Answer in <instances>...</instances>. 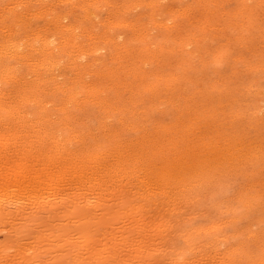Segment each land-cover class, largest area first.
<instances>
[{"label": "rangeland", "instance_id": "rangeland-1", "mask_svg": "<svg viewBox=\"0 0 264 264\" xmlns=\"http://www.w3.org/2000/svg\"><path fill=\"white\" fill-rule=\"evenodd\" d=\"M14 1H16V0H0V8H2V9H0V14H1L0 15V19L2 21L1 20L0 21L3 22V23L0 22V27L3 26V28H5L4 25L7 24L8 25V28H9V29L7 28V25H6V29H8V30H6V31L3 28H0L1 29L0 30L1 31L0 32V36H1L0 37V41H1L0 44L3 43V42L6 44L5 45L6 47H2V48L0 47L1 48L0 51H2L4 49L3 53L0 52L1 54L4 55L3 56V55L0 54V58H1L0 59V67H1L0 71L3 70L4 67L5 68H9L10 66L8 65V63H10L11 67L14 66V69H13V67H12V69L11 68H9V69L11 71H13V72L16 71L15 73L12 72V74L17 75V76H14L15 79H16V81L10 79V81L12 82V84L14 83L13 85L11 84L12 85L11 88L9 87L10 86V82H7V79H5V78H8V77H5V78L4 77H1L0 78V93H1V91L2 92L3 91L5 92V93L2 94L3 98H1L2 96L0 95L1 96L0 99H1V101H4L2 99H5L6 98L5 99V102L6 103L10 102L11 99H12L13 104L16 105V106L13 105V107L15 106V109L17 107V110L19 109V111L23 110L24 113H25L26 120L24 118H21V117H24L23 111L22 112H19V111H16L15 112V109L12 108L13 115L15 113L14 116L16 117L17 114H19V113L21 114L22 113L21 114L22 116L20 114L18 115L21 118L20 119L21 121L24 119L23 121L24 122L26 121L25 123L27 124V122H29L27 118H30L31 117L32 119H29V120H31L30 122H33L34 121L35 124L32 125V123L31 124L28 123L26 125V129H24V130H23V128H20L21 131L23 130L22 133L25 134V138H24V135L22 133H21V136H20V133H18L19 135L16 134V138H15V135L12 134L13 131L6 130V131H8L7 132V134H8L7 137H11L12 136V139H14L12 141L13 143L11 141H8L7 138H2L4 141L7 140L5 142H3L2 140H0V144H4L3 147H2V145H0V149H1V147L3 148L0 151L4 150L3 153L0 152L1 153L0 154V159H2V161L0 160V162L2 163V164L0 163L1 164L0 165V173L3 175L2 176L0 174V178H1V176L2 177L6 176V175H4V174H6L5 171L7 169L9 170L12 166H14L16 164L15 170H13L15 166L13 167V169L9 170V172H11L13 170L12 173H9L8 171H6V172H8L7 173L8 175L10 174L9 178L11 179V181H9L10 179L7 181L5 178H4L5 179V183H4V181H2V179L0 181L1 182L0 183V185H1L0 188L2 187V189H4L3 187H6V186H3V185L6 184V182H7V184H8V182L9 183L10 182L13 183L14 181L16 182V184L14 182V184H15L14 187H13L14 184L7 185L10 188L8 187L7 189H4L3 192H1V195L2 196L0 197V217L2 218V215L4 217L5 216L7 217V215H9V214H7V211L10 214H12V212H13L12 215H14V217H12V215H9L10 217L9 218L7 217L8 220H7L6 217L4 219L3 218L2 219L0 218V220H3V222L0 221L1 222L0 223V227L2 226L0 228V242L1 243H2V241L5 242L6 240L4 241V238L7 239V241L9 239V241H10V242L8 241L9 244H12V245H14V247H17L18 248L17 250L19 251V253H18V251H15L14 250L15 252H17L16 254H18V256L23 255V256H20V257H18L16 255L19 259L15 256L16 261H17V263H16L14 261L15 258L10 257L11 254L8 255V253H10L9 250H11V252L13 254V248L14 247H11L12 245L10 246L8 243H7V245L9 247L6 244H3V246H1L2 248H0V251H1L0 252V254H1L0 256H2L1 259H3V256H4V259L5 260H0V261H3V262L6 261V263H9V264H11V261L15 262L16 264H26V263L27 264L28 263L30 264V262H27V261H31V260H28L26 258L27 257H30L29 255L33 254L36 249L41 250L40 248H36L35 250H32L31 247H33L34 245L32 244L33 242L30 243V241H31L30 238L32 237V235L34 234V232H38L39 231L37 235H41V236H38V238L39 237H42L44 239V241L42 239H40V240H42L45 243H47L45 239H47L48 237H49V239H52V240H54V239L55 240L56 239H58V240L61 239V241L63 240V242H61V243L58 240H56V241H58L59 244L55 240L52 241V243L53 242L55 244L57 243L58 246H54L53 248L51 247V249L49 247L50 250L47 247L50 246V243H51L50 241L51 240H47V241H49L47 243L49 245H47V247H45V248H47V250H45V249L43 250L42 249L43 252L44 251H51L52 250L55 253L54 252L53 253L50 252V253L51 254H56L57 251H58V249H59L60 251L62 250L61 252L58 251V254L60 253L59 257H61V255H62L61 253H65V255L63 254L64 256L62 255V257L61 258H58V259L56 258L58 256L54 257L56 259H54V258L52 259V258H49L48 257V256H50L49 255L50 253L44 252V253H48V254H44V253H40L39 252L38 255H42V256L44 255L45 258L44 259L43 258H40L42 256H38L39 257L38 258L36 255L35 256L32 255L30 257L32 259V261L35 262L33 259H35V260L38 259V260H36L37 264L38 263L39 264H44L45 262L44 263H42V262L43 261H46V259H48V260H51L53 262V264H54V261H57L58 260L57 262H59V261H62L61 259H64V261H62V263H59V264H71L72 263L71 261H70L71 263H69V262L65 261V258H63V257H65L67 255L66 258L69 257L68 259L71 260L70 259V256H71L70 254L74 253V251L76 252V249L79 250L78 243H76L78 246L75 245V242H79L78 241V238L75 237L76 239H74V238H73V240L71 239L72 237H74L75 233H77V231L75 229V225H73L72 220L73 219H76V221H74V222H75V224H77V223L80 222V221L79 222L77 221V220H79V218H80L81 221L83 219H85V217H87V215H89V216L91 215L92 218H93V216L95 215V212L97 213L99 211V210L96 211V209H98L99 207L98 208L91 207V208H94V210L92 209V213L94 215L91 213V211L89 209L86 211V209L87 208H90V207H88V205L87 206H84L85 205L84 202H86L89 197H90L89 199H92L91 201H95L94 197H99L100 198L101 195L102 196L103 195H106V196H103V197H107V199L104 198V199L107 200V201L106 200H103L104 202L105 201L108 202L109 199H112L113 200L115 198L118 199V200H116L118 202L119 201V196L121 194L120 198L122 197V199H120V201L121 200H124L126 203L124 201L123 202L121 201V202L124 203L125 205H127V202L128 203L130 202V205H132L133 204L132 201H134L135 204H133L132 206L135 205L136 208L133 211H137V212L140 211V213H141V210H144V209L147 210L149 208L148 212L150 211L149 213H151V214H148L147 211H146L147 212V214H146L144 212L145 210L142 211L143 213H141V214H143V215H141L143 219H145L144 217H148V219L150 220V218H149L148 215H151L150 217H153L152 218L153 221H151V222H147L146 220H148V219H146V220H143L142 219L143 220V223L145 221V223L147 224L146 225L144 223L146 226H148V223H149V225H151L152 222H154L153 224L155 225V222L156 221H158L160 223V219H161L160 217L162 215H164L165 218L164 217L162 218L161 223L162 222H165V220L167 219L166 220V224H168L167 222L170 220L169 221L170 222L169 225L171 224V226H169V227H172V225L174 224V226H173L174 228L172 227L173 229H171V228L169 229L168 225H165L164 223H162V224L160 223L161 226H164V227H161L158 224V222L156 224H158V226L160 228L157 229L158 228L157 226H154L153 228L156 229V232L158 230H160V229H165L164 231H166V233L168 235L165 232L163 233V231L161 230L162 231V236L163 235H167L168 237H170V236L171 237H174V238L175 237L176 238L178 237L177 239L176 238L175 239L172 238L173 240H175V242L173 241L174 242V246H171V244H169L171 242L170 240H172V239H169L168 237H165V236H163L162 239H160L161 238L160 237L161 236L160 235L161 233H159V232H161V231L157 232L160 236L159 235H156V237H155L156 240L155 239L152 240L153 237H154V235L149 238L150 240L148 238L146 240L145 238L146 237H149V234H152V231H150L151 233H149L148 236L143 237V236H145L149 232V230L147 228V230H148L147 233L142 236L145 240H141V237H140V239L138 240L137 243H136L137 240L134 241V240H132V238L130 239V241L132 240V242H129L128 241L129 244L130 243L133 244V247L136 246L135 247L136 250H134V249L132 250L133 247L130 244L131 245V249L130 250H132V254L130 256V254L127 255V253H131V252H128L129 251L128 248H130V246H126L128 243H126L125 241L124 242L126 243V245H125V243H122L121 246L123 247V249H122L123 251L122 250H119V249H118V251L117 250L115 251V249H117V247H116L117 245L115 246V244H118V243L120 244V241L121 240L119 238H118L119 240L118 239L115 240V238H114L115 236L114 237L111 236V232L109 233L110 234V236H109L110 238L108 239V238H106L107 236H105V233H107V235H108V231L107 230H109V229L112 230L113 227L115 228V227H117V225H119V228L122 229L121 233L123 232V235H124L123 237H127V234L126 233L128 232V230L133 226L132 227L133 229L131 228L129 231H131V230H134V231H132L131 233L130 232L128 233V234L131 235L132 233L136 232L137 227H135L134 226V223H133L132 226H130V227H128L129 225L127 226L129 229H126L127 227L124 228V224H130V221H133V220H130V219H132V217L131 218L129 217L130 219L128 218L130 221H128V219H127V221H125L126 223L125 222L123 223L122 221H124L127 218V216L124 215V217H123L122 215H120V217L122 219V221L120 222V224L118 223L120 221V220H118V218H120V217L119 216L117 218L114 217L111 220H108L107 221L109 223L108 227L105 225L107 222L104 225H102V227H103L102 229H104V232L105 233L103 232V230H102L103 233L101 231L98 232V230H97L98 228L96 229L97 232H95L96 233L95 234L96 239L99 238V237H103V239H105L104 241H107L106 239H108L107 243L111 242L109 240H111L112 239L111 237H113L114 242L112 241V243L114 245V249H113V245H111V243L110 244L104 243V241H103L102 238H99V239H102L103 242H101V240L98 239L99 241L98 242L95 241V244L94 245H97V246H99L101 244H106V246L109 245L110 248L107 246V248H108L107 252H108L109 255H112L113 253H118L119 251H121L120 254L122 252L123 253L126 252L125 254L129 257V259L125 258L126 260H128V261L125 260L126 263H125V261L122 260L123 259L121 257L122 255L120 256L122 259L121 258H118L119 257L118 254H116V256H114L115 254L112 255L114 257V260L117 259V261H118V259H121L119 261V263H121V264H136V263L137 264H142V262H143V264H178V263H180V264L183 263L184 264L187 261H188L187 263H189L190 262L189 259L190 260H195V261H191L189 264H193V262H195L194 264H197V263L199 264V263H202L201 261H204L203 258H202L204 256H207V258H204L205 261H211L212 260L211 261V264L212 263L214 264L215 262H217L216 264H218V261L221 259L220 257H222V255H223V252L221 253L219 250L221 249V251H224L225 252L226 250H224V249H227L228 250V248L230 249V247L234 250L233 251V254H232V257L233 256L235 257L236 253L238 252L237 254L239 256L238 257L237 256L235 257L236 258L235 260L237 261L236 263L241 264L243 262L242 264H249L252 261L260 260L261 262H259V264H264V237H263V234H264V36H263L264 35V15H263L264 14V0H146V2H145V0H107V1L106 0H90V1H88V0H72V1H70V0H66V1L65 0H47V1L41 0V1H39L38 0L39 2L34 0L36 3L34 1L32 2V0L31 1L29 0V2H28V0H25L29 4H27V2H25L24 0H22V2H20L21 0L20 1L18 0V2H15V4H14ZM44 1L46 3H44ZM91 1H94V2H91ZM8 2L9 3L10 2L12 3V4L10 3L12 5V7H11V5ZM30 2L32 4H30ZM50 2H52V3H50ZM63 2H65V3H63ZM7 4H8V9H7ZM1 5H3V6H1ZM77 5H79L80 7L77 6ZM49 6H51V7L49 8ZM180 6H181V8H180ZM186 6H188V7H186ZM9 7H11L10 10H9ZM4 8H6V10H4ZM28 8L30 10H32V12H34V10H36V8H38V9L36 10L37 12L35 14L31 13V11H30L31 14H29V9ZM43 9H45V10H43ZM2 10H4V11L1 12ZM12 10H14L15 12L12 13L13 12ZM16 11H17V15L18 16L16 15ZM191 13H192V15H191ZM25 15H27V16H25ZM89 15H90V17H89ZM6 16L9 19L7 18V20H6L5 19ZM13 16H16V18L13 17ZM52 17H54V18H52ZM58 17H62V18H58ZM54 20L57 23L62 22V24L61 23L60 24L62 26L64 24V26H63L64 29L68 25H69V27L66 28L65 30H63L62 26L57 28V25H60V24H56L55 22H53L54 23L53 24L52 21H54ZM5 21H7V23ZM15 21H17V22H15ZM58 21H60V22H58ZM159 21H161V22L163 21V22L161 23ZM111 22H113V23L111 24ZM69 23H71V25ZM72 23H74L75 25H73ZM21 24H23V25L21 26ZM25 24H27V25H25ZM28 24H30V25H28ZM159 24H161V25H159ZM11 25L14 27L15 30L12 29V26ZM47 25L50 26V27H48ZM72 25H73V27H72ZM78 25H80V26L78 27ZM213 26H215V27H213ZM41 27H43V28H41ZM45 27L48 30V32L46 31V34H45ZM53 27H55L54 31H53ZM86 27H87V29H86ZM209 27H211V28H209ZM70 28L72 30H69ZM82 28H84L86 31H88V34ZM30 29L32 31H33V29H35L33 32L31 31L33 34L29 33L30 32L29 31ZM77 29L78 30L81 29V30L80 31H76ZM40 30H42V31H40ZM56 30H57V32H56ZM82 30H84V31L82 32ZM3 31H5V32H3ZM11 31H12L13 34L11 33ZM15 31L18 32V33L20 32V33L18 34ZM24 31H25V33H24ZM38 31H40V32H38ZM63 31H67L68 33H70V32L72 33V31H73L74 33L68 34V33L63 32ZM136 31H137V33H136ZM10 33H11V35H10ZM27 33L29 35L31 34L33 36L31 37V35L29 36V35H27ZM36 33L39 34V35H36L38 38L34 35ZM47 33L48 34L51 33L52 35L51 34L48 35ZM59 33H60V35H59ZM90 33L92 34V36L90 35ZM14 34H16V35H14ZM56 34L58 36L55 38L56 39L55 40L53 38L56 36ZM8 35H10V36H8ZM47 35H48V37H47ZM63 35H65L66 37L67 36H69V37L67 39L64 37L66 39V42H65V39H64V42L65 43L62 44V42H63L62 41L63 40V38H62ZM70 35H72V37H70ZM4 36H6L7 38L8 37L9 38H12L13 37V39H9V40H11V42H9L7 39H5L6 37H4ZM18 36H20V37H18ZM24 36H25L26 39L28 38L27 41H26L25 38H23ZM76 36L78 38L81 36L80 38L82 40L80 38L77 39ZM14 37L17 39L16 40V43H15V38ZM60 37H61L62 40L60 39ZM30 38H31L30 43H28ZM33 38H34V40H33ZM40 38H42L43 40L40 39ZM46 38H47L48 41L51 39L50 40L51 42L50 41L48 42L46 40ZM92 38L93 39L95 38L94 41H93ZM103 38L108 39V40L105 41V39H103ZM21 39H25V40L23 41ZM58 39H59V42H58ZM32 40H33V42H31ZM38 40H40V41H38ZM67 40L70 43H68ZM71 40H73L75 42H71ZM78 40H80V41H78ZM6 41H7L8 44L6 43ZM17 43H20V45L18 46ZM32 43L35 44V46H37L39 49H36L37 47H35ZM44 43H47L48 46H46ZM72 43H74V44H72ZM75 43H76V45H75ZM26 44H28V45L31 44V46L30 45L27 46ZM43 44L45 46L44 48H42L43 47L42 46ZM70 44H72V45H70ZM80 44H81V48L79 46ZM8 45H10V46H8ZM11 45H12V47H11ZM13 45H15V48L16 49L13 48ZM74 45H75V48H74ZM82 45L83 46L85 45V46L82 47ZM39 46H41V48L43 49V51H45V53H43L42 49ZM52 46H53V48H52ZM78 46H79V48L81 50H82V48L83 49H88L90 47L88 49L89 52H90V49L91 48H93V49L91 50V53H89L87 50H86L87 52H85V50H83L84 52L83 51L81 52V50H79ZM54 47H55V49H54ZM85 47H88V48H85ZM17 48L20 49V50H18ZM21 48L23 50H21ZM56 48H57V52H56ZM139 48L141 50H139ZM51 49H52V51H51ZM59 49H60V51H58ZM69 49H71L70 50L71 53H70V51H67ZM15 50H16L17 53H20V52L21 53L17 55V53L15 52ZM75 50L76 51L79 50L82 54L80 52H75L74 53ZM41 51H42V53H40ZM54 51L56 53H58V52L59 53L56 54V53H54ZM4 52H6L7 54H5ZM11 52H14L15 54L13 55V54H11ZM22 53H24L25 55L27 54V55L24 56V54H23V56H22L21 55ZM51 53H53V55H51ZM67 53H68V55H67ZM77 53H79V54H77ZM10 54L14 58L10 57ZM44 54L46 55L45 58L43 57V56H45ZM70 54L73 57H75L73 61L77 62L74 65H73V63H75V62H73V61H72V63L70 62L73 59V57ZM86 54H87V56H86ZM66 55H67V57H66ZM1 56H3V57H1ZM17 56L20 59H21V57H23V58L20 60ZM36 56H38V57H36ZM51 56H52V58H51ZM53 56H56V57H53ZM59 56H61V57H59ZM77 56L79 58V59L77 58L78 61L76 60V57ZM16 57L18 59H16ZM24 57L25 58L26 57L29 58V60H30V61L28 60L29 63L27 62V59L24 60ZM40 57H41V61H43V63L45 62L44 60L48 61L47 64L44 65L45 67L43 66V64H38V63H37V65L34 64V61L36 59L38 60ZM57 57H58V59L60 58L59 60L57 59L59 62H57V60H55ZM63 57H65V58H63ZM71 57H72V59L70 60L69 58H71ZM34 58H36V59L35 60H32ZM53 58H55V59H53ZM81 58H83V59H81ZM2 60H4V61H2ZM7 60H9V61L11 60V61L9 62ZM16 60H19V62L17 61L18 63H16ZM50 60H51V62H50ZM68 60H69V62L71 64H65V62L67 63ZM12 61L14 62V64L15 63L16 64L14 65L12 63ZM54 61L57 64H54L53 65V62ZM84 61H86V62H84ZM23 62H25V63H23ZM5 63H7V65L9 67L8 66L6 67L5 66L6 65ZM50 63H51V65H50ZM28 64L29 65H32V66H34L36 68L38 67V68L37 69H35L34 67L31 68V66H29ZM63 64H65V65H63ZM80 64H82V65H80ZM84 64H86V65H84ZM157 64H159V65H157ZM19 65H21V66H19ZM39 65L40 66L42 65V67L40 68ZM47 65H50V66L47 67ZM52 65H53V67L50 69L49 67H51ZM19 67H20V70H18ZM59 67H61V68H59ZM64 67H66V68H64ZM79 67L81 69H84V70H82V72H84V73L81 72V70H80ZM45 68L46 69L48 68L50 70H53L52 72L49 70L51 76H52L53 73H55L57 76L55 75L54 77L53 76L51 77L49 74H47L48 71L46 72L45 71L46 70ZM55 68H56V70L57 69L58 70L56 71ZM88 68H89V71H88ZM30 69H32V70H30ZM38 69L39 70L40 69L41 70L43 69L42 70L43 72L42 71L40 72ZM59 69H61L62 72ZM21 70L24 71V72H21ZM75 70H76V73H74ZM90 70L91 71L93 70L94 72L92 71L93 73H91ZM173 70H175V71H173ZM25 71H26V73H25ZM35 71H36V74L38 76L34 73ZM69 71H71V72H69ZM78 71H80L79 72V75L80 76L82 75L81 77L80 76H77L76 77V75H78ZM98 71H99V75H98ZM28 72H31V73H29L31 76L28 74ZM57 72H59V73H57ZM67 73H69L71 75V77H69L70 75L67 74ZM122 73L124 75H122ZM66 74H67V76H66ZM172 74H173L174 77L170 76ZM21 75H22V77L24 79H22L21 77H19ZM85 75H87V76H85ZM39 76L40 77L42 76L43 79H46L47 78V80L49 78H51L50 81L48 80L49 81V84H48V81L47 80H43V79H42L43 80L42 81L43 83H42L40 81L41 78ZM57 78H59V79H57ZM71 78H73V79L71 80ZM82 78H84L83 79L84 81L82 80ZM18 79H19V82H18ZM25 79H26V81H25L26 84L24 82ZM61 79H62V81H61ZM76 79H77V81H76ZM87 79H88L87 85L90 84L88 87H87V85H85ZM100 79H101V81H100ZM33 80H35V82H37V84L40 85V87H37V84H35V82L33 83ZM29 81H30V83H28ZM90 81L92 83H95V84H92ZM6 82H7V84H6ZM22 82H23L22 88H20L19 90H17L18 96L19 97L22 96V97L19 98L17 96V93L15 92L16 86H17L15 84L18 83V85H22ZM67 82H68V84H67ZM82 82L84 84H82ZM3 83H4L5 86L3 85ZM63 83H65L64 84L65 86L63 85ZM100 83H101V86H100ZM43 84H44V86H42ZM14 85H15V87H14ZM48 85H49V87H48ZM53 85H55V86H53ZM152 85H153V87H152ZM30 86L33 87V88H31ZM84 86H86V88ZM5 87H7V88L4 89ZM12 87L15 88V89H13ZM28 87H30V88H28ZM43 87H45V88H43ZM55 87H56V89H55ZM41 88H43V89H41ZM51 88H53L52 89L53 91L50 92ZM64 88H65V90H63ZM27 89H30L31 90V91L29 90L30 91V94H29V92H27ZM48 89H49V92H48ZM87 89H88V92H87ZM102 89H103V91L100 93V91ZM164 89H165V91H164ZM9 90L11 92H8ZM42 90L43 91L45 90L46 93H45V91L43 92ZM61 90L63 91V93L61 92ZM73 90H74V92L75 91L76 92L77 91H80V92H77V94H78L77 95L76 92L74 94ZM6 91L9 94L13 92V94L12 95L10 94V96L7 97L9 94L7 93L8 94L7 95L6 94ZM19 91H22L25 95L28 94V97L26 95V99L29 98L31 100H29V99L28 100H25V98H24L25 95L22 92H19ZM35 91H36V93L34 94ZM39 91H41V92H39ZM89 91H91V92H89ZM95 91L97 92V94L95 93ZM84 92H85V94H84ZM104 92H105V94H103ZM19 93L20 94L22 93V94L19 95ZM40 93H42V94L44 93V94L42 95ZM52 93H53V95H52ZM56 93H59V94H56ZM79 93H80V95H79ZM5 94L7 96H5ZM37 94H39V95H37ZM70 94L71 95L73 94V95L71 96ZM83 94H84V96H83ZM87 94L90 95L91 98L88 96L90 99H92V97L93 98L98 97V99L96 98V99H92L90 101V99L89 100L86 99V98H88V97H86ZM30 95H31V97H30ZM33 95H34V97L32 99V96ZM63 95H68V96L63 97ZM51 96H53V97H51ZM48 97H50V100H46V99H48ZM67 97H68V99H66ZM76 97H78V98H76ZM100 97H101V99H100ZM107 97H108V99H106ZM18 98H19V100H18ZM37 98H39L40 100L43 99L45 101L41 100L42 101V103H41L39 101V99H37ZM63 98L66 99L65 102L64 101H61V100H64ZM20 99L22 101H20ZM74 99H75V102L78 101V100H82V102L85 101L84 102L85 103V106L82 105V104H84L82 102H80V103L79 102H76V106H75L74 105L75 104ZM83 99H85V100H83ZM36 100H38L39 102L36 101ZM51 100H52V102H51ZM68 100L70 101V103H68L69 102ZM14 101H16V102H14ZM47 101H48V103L45 104V102H47ZM22 102H24V103L22 104ZM62 102L64 104L61 106ZM96 102L98 104H96ZM99 102H100V104H99ZM102 102H103V104H102ZM39 103H40L41 106L39 105ZM65 103H67L68 105L67 104L65 105ZM31 104H34V105L31 106ZM18 105H20V106H18ZM45 105L48 106L47 107L48 109L46 108ZM54 105H56L57 107H59V106L60 107L57 108ZM87 105L90 106V107H88L90 109V111L86 109L87 108ZM62 107H63V109H62ZM105 107L108 109V112L105 109ZM36 108H37V110L39 109V111H37ZM40 108H42V109L40 110ZM82 108H83V110L84 109L85 110L83 111ZM31 109L33 110V112L30 111ZM69 109H71V111H69ZM192 109H193V111H192ZM26 110L27 111L29 110V113ZM44 110H46V111H44ZM63 110H64V113L65 114L63 113ZM114 110H117V111H114ZM0 111H1V108H0ZM52 111H54V112H52ZM55 111H56V114L58 113L57 116L55 114ZM86 111H87V113H85ZM36 112H38L39 114L38 113L36 114ZM62 113H63V115H62ZM72 113L74 114L73 115L74 117L71 116ZM76 113H77V115H75ZM106 113H108V114H106ZM66 114H68V116H66ZM80 114H81V116H80ZM0 115H1L0 116V119H1L0 120V123H3L2 122L3 121L2 118L4 117V112L1 111L0 112ZM2 115H3V117H2ZM47 115H48V118H47ZM58 115L60 116V118H59ZM35 116H37V117H35ZM38 116H40L39 120H38ZM51 116H52V118H51ZM144 116H146V117H144ZM54 117H55V119L57 117V119L55 120ZM43 118H46L47 120L46 119L43 120ZM61 118H63V119H61ZM64 119L67 120V122L63 121ZM72 119H74V120H72ZM54 120L56 121V123H55ZM59 120H61V122H58ZM77 121L79 122V124H78ZM109 121H110V123H109ZM42 122H43V124H42ZM57 122L60 123V124L58 125ZM64 122L66 124H64ZM51 123L54 124V125L52 126ZM67 123H68V125H67ZM41 125H42V127H40ZM43 125H45V127L47 126L48 129L45 128ZM75 125H76V127H74ZM103 125H105V127H103ZM106 125H108L109 127H107ZM27 126H29V127H27ZM31 126L32 127H35V128L32 129V128H30ZM62 126H63V128H61ZM1 127L4 128V124H0V130L3 129ZM37 127H38V129H37ZM43 127L46 129V131L48 130L47 132L53 131L54 128H52V127H55V130L53 132H56L57 129H58V131L55 134H57L59 132V135H60V133L62 132L61 135L63 137H61V135L58 137V138H60V137L62 138L61 142H64V136L66 138L67 137L66 136L67 133H68L67 135H70V136L73 135V136H75V133L77 131H79L80 134H81L82 131L84 130L83 135L81 134L80 137H81L82 141H83V138H84L82 136H86V137L84 138V141L82 142L81 140H79L80 137L77 135L79 133H76V137H74V140H75V138H78L77 140L74 141L72 139L73 136L72 137H69L70 140L68 138L69 141L68 140H65V142H64V143H66L65 144V147H64L65 151L68 150V148H69L68 146H70L68 152L66 151L67 154L69 153L68 155L65 154L66 152H64V149L61 150V151H59V152L56 151V153H54L55 151L52 152V150H51L48 153L47 151L49 149V146H51L53 144V141H52L51 145L50 144L48 145V143H50V141L48 143L46 142L47 145H48V147L45 145L46 147L44 149L47 148L45 151L48 154L46 152H44L45 157H43L44 156L43 154H42V156L40 155V157H39V153L41 154V152H42L41 151L42 149H40V148H42L44 144L40 142L41 143V146H40L39 141L38 142L35 141V142L38 143V144L37 143L35 144L34 140H32V143H30L31 142V139H35V137H37V136H34L33 138L32 137H27L26 136V132H28V130H30L29 132L31 133V129H32V132H33V130L36 131V132L34 131L36 134H32V135H37V134L41 133V135L44 134V137H47L49 134L47 136H45L47 134V132L44 131L45 129H42ZM50 127H51V129H49ZM69 127H71L72 129H69ZM113 127H115V128H113ZM27 128H30V129H27ZM80 128H82V129H80ZM103 128H104V132H103ZM106 128L107 129L108 128L109 129L111 128V130L113 129V131H111L109 129H108V131H105ZM116 128H117V131L119 129L121 130V131H118L120 134L117 131L115 132ZM133 128H135V129H133ZM62 129L64 130L65 134H63L64 132H63ZM196 129H198V130H196ZM74 130H76V131H74ZM109 131H111V132H109ZM45 132H46V134H45ZM69 132H72V133H69ZM105 132L106 133L108 132L107 135L105 134ZM112 132L113 133L115 132V133L112 134ZM94 133H96V134H94ZM101 133H104L105 136L103 134H101ZM146 133L149 134V135H147ZM138 135L140 136V139H137L139 137ZM51 136H53V135H51ZM89 136H91V137H89ZM98 136H99V138H98ZM106 136H108V139H107ZM111 136H114V137H111ZM116 136H118V137H116ZM149 136L151 138H149ZM87 137L89 138V140H88L89 142L87 141V139H88ZM109 137H111V138H109ZM21 138L22 139L24 138V140L25 139L27 140V138H28L30 140V141L28 140V142L30 144L28 145V142L27 141L25 142L24 140L21 141V143H20V140H22ZM97 138L100 139V141H102V144H101V142ZM144 138H149V139H146L147 141H149L148 142V145L147 144L146 145L144 144V142L145 143L147 142L146 140H143ZM12 139L10 138L9 140H12ZM15 139H16V142H15ZM112 139L113 140H117V141H114L115 142L114 143ZM134 139H137L139 142L143 140L144 142L143 141L140 142L141 143V145H140V144H138V141L137 140H134ZM18 140H19V142H17ZM97 140L100 142L99 144H98V141ZM105 140L106 141L108 140L107 141L108 144L106 143ZM120 140L121 141H125V143L122 142V144H120L121 143ZM126 140H127V142H126ZM128 140L130 142H132L131 140H133V142L130 143ZM153 140H154V142H152ZM77 141H78V143H76ZM92 141L95 142V143L97 142V143L95 144ZM6 142H10L11 146L8 143H6ZM104 142L106 144H104ZM128 142L131 145H129ZM25 143H27L26 146L24 145ZM68 143H69V145H68ZM7 144H8V147H6ZM82 144H84V145H82ZM109 144L111 146H109V150H108V147H104V146L105 145L108 146ZM112 144L113 145L115 144L114 145V149H113V145ZM123 144L129 145L128 146L129 148H126L127 145L125 146L126 151H128L129 153H130V150L133 149V151H134L136 149L137 152H133V151L132 152H133V154H135L134 157H139V158H134L132 156V152H131V154L124 153L126 151H124L125 149H124V147H122V146H124ZM151 144H153V146H151ZM250 144H252V145H250ZM13 145H14L15 148L12 147ZM30 145H32V147ZM37 145L39 146V149H40V150L38 149L39 152H37V148H38ZM72 145H74V146H72ZM136 145L138 147H136ZM139 145H140V147H139ZM23 146H25V147H23ZM27 146H28V148L30 147V149H31L29 151H32L34 153H35L34 147L35 146L37 147L36 148V153L38 154L37 155V158L39 157L40 159H42L39 162L40 164L37 163L39 161V159L37 160L35 158L36 157V153H35V155H33L34 153L32 154V152L27 151V149H28ZM75 146L78 147L77 149H79V150H84L83 152L86 155H87V152H85V151H86L87 148L90 147L89 149H87V151L88 150H91V153H89V151H88V154H90V155L92 154V149L94 148L93 149V152L95 151L96 152L95 155L98 154L97 155L98 157L101 154V150H104L105 149L104 152L107 154L105 159H107V160H104L102 157H100V159H102V160H99L98 159V161L99 162L102 161V162L101 163H98V161H97V158L98 157L95 160L92 157V160L90 159V161H92V163H91L88 160L89 157H90V155H88V156H85L84 155V157H88V159H87L88 162L85 165L88 164L89 167L91 165L92 166L90 168H88V166L87 167L86 166H83L84 169L83 168L81 169L80 168L81 166H79L78 169L77 168H74V169H77V171L79 169H81L82 170V174H80L81 173L80 170L78 171L79 172L78 174H76L77 172H75V170L73 171L75 173H73V172L71 173V170H73V168L71 169V167H70L68 169L67 167H69L70 165H72L71 163H73V162H71V159H73V157H71L72 156V153L70 152V149L77 150ZM79 146H81V147H79ZM146 146L148 147V150H147V147ZM160 146H161V148H160ZM171 146H173V147H171ZM236 146H238V147H236ZM4 147L7 148V150H9V151H7V150L5 151V148ZM21 147H22V149H21ZM101 147H102V149H101ZM115 147H118V148H115ZM170 147H171V149H174V150L171 151ZM10 148L13 149V150H15L16 153L19 152L20 149H21V151H20L21 153L19 152L21 155L18 154V153L16 154L13 150H10ZM23 148H25L26 151ZM80 148H82V149H80ZM122 148H123V150H121ZM144 148H145V150H144ZM149 148L155 149L156 151L155 150L152 151ZM229 148H230V150H229ZM111 149L113 151H112V153L110 152L111 154L109 155V151H111ZM116 149H120L121 151L120 150L118 151ZM138 149H142V150L141 151L139 150L140 152H138ZM226 149L229 150V151H227ZM23 150L25 152H23ZM97 150H98V153H97ZM158 150H159V153L160 154L157 152ZM220 150H223V151H220ZM244 150L249 152V155L247 154L248 157L245 154V153H248V152H245ZM114 151H117V153L116 154H113ZM122 151H123V153H122ZM149 151H152V152H149ZM27 152L30 153L29 154V157L31 156L33 159L35 158L34 161H33V159L31 157L28 160L29 157L27 156L28 155ZM50 152H52L54 154L52 155V153L50 154ZM60 152L63 153V157L61 156L62 153L59 154ZM104 152H102L103 154H101V156L105 154ZM118 152H120L121 155L120 154L118 155ZM144 152H149V155L146 156L148 153L143 154ZM233 152L234 153H237V154H233ZM12 153H14V154H12ZM70 153H71V155H70ZM152 153H153V155H151ZM231 153H232V156H231ZM140 154H142V155H140ZM154 154H155V158L153 157ZM211 154H212V156H211ZM220 154H222V155L220 156ZM51 155H52V157H50ZM54 155H56V156H54ZM77 155H79V154H77ZM95 155L93 153V156H95ZM111 155L114 157V158L112 157L113 159H116L115 158L116 155H118L119 158L127 155L128 156L127 157L128 158L127 159L128 161H126L127 164H126L125 161H123L125 159H122L121 160V158H120L119 161L120 160H121V162L123 161L122 162L123 165H122L121 162L117 161L118 160V158H117L116 159V162L120 163L121 164L120 166L122 168V169L119 168V170H118V168L116 166V162L114 161L115 163L112 164L113 163V162H111V161H113V159H112V160H110V162H111L110 163V166H108V168H110V169H107V163H109V158H107V156H111ZM129 155L132 156L131 157V160L132 161H134V159H135V165L134 166L132 165L133 168H134V170L132 169V166H131L132 161L129 159V157H130ZM162 155H163V158L161 157ZM233 155H237V156H233ZM1 156L2 157L6 156L4 158L5 160ZM26 156H27V158H26ZM60 156L62 157V159L65 158V156H66V158H69L70 157L69 158L70 161H66V158H65V160H63V161H65V164L66 165H68L69 162H70L69 166H66L63 162H62L63 164H60L61 163L60 162L61 159H60V161L58 159L55 160L56 158H60ZM8 157L10 158V160H8ZM22 157H24V159ZM54 157H55V159H54ZM79 157H82V156L79 155ZM142 157H147L146 159H148V160L155 159V160H151V163L153 162L152 163L153 165L155 163H157L156 165H154L155 167H157L156 168L157 169L156 172L154 171L152 173V171L155 170L154 166L152 167V164L150 162H149L150 164H148V162H143V161H148V160H146L145 158H142ZM148 157L151 158V159H149ZM181 157H182L183 160L181 159ZM44 158H46V159H44ZM48 158H50V159H48ZM192 158H194V159H192ZM238 158H239V160H238ZM13 159H15V160H13ZM26 159L28 161H26ZM52 159H53V162H49V161H52ZM136 159H138V160H136ZM16 160L18 162L20 161V163H18ZM93 160H94V162H93ZM3 161H5V162H3ZM11 161H14L13 162L14 165L12 164ZM29 161H31V162L29 163ZM44 161L46 163L48 162V164H46ZM95 161H97V162H95ZM103 161H104V163H103ZM138 161H141V162H138ZM32 162H34V164L37 163V165L39 164V166L42 165V166H40L41 167V171L44 170V172H45L44 174L45 175H46V171L49 172V173H47L48 174V178H46L47 175L44 178H43V176H41V174H43V172L42 173L40 172V170H39L40 167L37 166L39 169L37 168L38 170L35 171V169H36L35 166L36 165H34ZM161 162H162V164H161ZM184 162H186V164ZM187 162L190 163V164L188 165ZM210 162H211V164H210ZM23 163H26V164H23ZM93 163H95V164L97 163V164L96 165L94 164V166H93ZM118 163H117V165H119ZM129 163H130V166H131V168L129 166V168H130L129 171H132L134 173V171L137 170L136 173L132 174V172L131 173L130 172H126L127 169L125 167H123V166L129 165ZM142 163L147 164L146 166L148 168H144V169L141 168ZM193 163H195V164H193ZM229 163H231V164H229ZM249 163H250V165H249ZM8 164H9V166H8L9 168L7 167V169H4V174H3L2 173L3 172V168H5L4 165L7 166ZM43 164H45V165H43ZM56 164H58L61 167L63 165H65L63 167L64 169H61V167L59 168V170L61 169L59 173L56 172V170H57L56 169L57 168V165ZM78 164H80V163L78 162ZM101 164H103L104 166L106 165V167H104V168H103V166L101 167ZM111 164L114 167L116 166L115 168H117V169H114L115 172H113V171L112 172H109L108 171V170H111V169L113 170V168H114ZM132 164H134V162ZM144 164H143V166H144ZM163 164H165L166 166L165 165L163 166ZM18 165H21V166H19L17 168ZM48 165H50V169L48 168L49 167ZM97 165L99 167H101L102 170L99 167H97L98 169H96V166ZM149 165H151V166H149ZM43 166H44V168L46 166V168L43 169ZM111 166H112V168H111ZM120 166H118V167H120ZM138 166H140V168H141L140 170L141 171H142V169L144 170V172H142L143 174L141 173V171H139V174L137 173L138 172V168H139ZM159 166H161L163 168H161ZM229 166H231V167H229ZM232 166H234V167H232ZM26 167H27V169H26ZM136 167H137V169H136ZM23 168H25V170ZM65 168H66L67 171L70 172L69 173L70 175H68V173L65 172ZM123 168L126 169L125 170L126 174L127 173H130V175H131L130 176V180L131 181L128 180L129 175H127V176H124L123 175L125 173V172L124 173L122 172L124 170ZM127 168H128V166H127ZM150 168H151V170H149ZM18 169H20V170H18ZM92 169L93 170L95 169L96 171L95 170L93 171ZM103 169L105 171H108V176L105 175L107 177L103 176L104 175V172H105ZM120 169H121V172L122 173L119 172ZM146 169H147V173L148 174L151 171L149 175H152L153 174L152 176H150L152 178L156 174L159 175V176L157 175L158 178H157V176H155V179H153V181H155V180L158 179L157 181H155L156 183L155 182H152L151 183L152 179L151 180L149 179L150 181L148 182L147 181L148 179L146 180L143 177V176H146V172H145ZM87 170L88 171L90 170V172H92V173L88 172ZM97 170H99V171H97ZM100 170H101L102 173H100ZM230 170L232 172L230 174H228L227 172H230ZM15 171H18V173L15 172ZM51 171H52V173H51ZM180 171H182L183 173H181ZM19 172H21V174ZM61 172H63V173H61ZM84 172H85V175H87V173H90L91 175L88 174L87 176H83L84 175ZM64 173H66V175L69 176V178H70V176L72 177L74 175H76V178H77V179H74L75 176H74V178L72 177L74 179V180H72L73 183H71L68 186H65V188H64V185H67L68 183H70L72 181L68 177L66 179H64L66 177V175ZM109 173H111L112 175L110 174V176H109ZM114 173L116 174V176L114 175ZM119 173H121V175ZM178 173H180V174H178ZM187 173L188 174L190 173V174L187 175ZM18 174H20V176ZM39 174H40V176H38ZM56 174H58V175L61 174L60 175L61 177L59 176L60 178H58V176H57V178H56ZM93 174L94 175L96 174V175L93 176ZM97 174H99V175H97ZM100 174H102V175H100ZM117 174H118L119 177L117 176ZM141 174L143 176H141ZM169 174H171L172 176L169 175ZM174 174L175 175L177 174L179 176L181 175L182 178L185 175V178H184L185 180L179 177V180H180L179 181L178 178H177L178 177L177 175H176L177 177H173ZM8 175L6 176L7 179H8ZM11 175L13 176L14 180L12 179ZM22 175H23V177H22ZM27 175H28V178H27ZM31 175H33V176L31 177ZM35 175H37L38 177H41L43 180L41 178H37ZM133 175H134V177H132ZM136 175H137V177L140 175L141 177H138V178H140L141 180L138 179L136 177ZM15 176L16 177L19 176V178L17 177L18 178L17 179V178H15ZM54 176H55V178H53ZM82 176L84 177L83 179H85V180H82L81 179ZM100 176H102L103 178H101ZM195 176L197 177V179H196ZM93 177L96 178L95 180L97 182L96 181L94 182V180L93 181L92 180H89V178L90 179L91 178L93 179ZM98 177L100 179L97 180ZM109 177H110V179H109ZM114 177L117 180H115ZM163 177H164L165 181L167 180L168 186L166 185V183L165 184L163 183L164 186L163 187L162 186L159 187V185H157L158 184V181H161V179ZM169 177H170V180L171 179L173 180V178H174V182L173 183H172V180L171 181L169 180L170 182L168 181ZM78 178H79V181H78ZM118 178H120L119 182H118ZM142 178H144V180ZM147 178H149V176H147ZM207 178H208V181H207ZM19 179H21V180L19 181ZM47 179L49 181L52 180L53 182H49V183H51L50 185L48 183L46 184V182L48 181ZM103 179H104V182H102ZM107 179H109V180H107ZM111 179H112V182L115 185V187L118 186L117 188H115L114 186H112L113 184H112V182H110ZM121 179H123V180H121ZM136 179H138L139 182L141 181V183L138 184L139 182ZM164 179L162 180V182H165ZM198 179L199 180L201 179V180L198 181ZM32 180H34V181H32ZM36 180L39 181V182H37ZM55 180H57V181H55ZM142 180H143V183H142ZM183 180L185 181V185H183L184 188L182 186H180L181 184H184V183H182ZM186 180L187 181H191V182H186ZM262 180H263V182H262ZM23 181L24 182H27V183H23ZM62 181H64L65 183L64 182L62 183ZM84 181L86 183L87 182L88 183H91V181L94 182V183H92L93 185L89 184L90 185L89 186L88 183L86 184ZM116 181L118 182V184L117 183H114ZM128 181H130V182H128ZM192 181H194L193 183L195 185L200 183V185H198V186L196 185L197 187H200V188L197 189V187L194 184L191 185ZM195 181H197L198 183H196ZM260 181H261V183H260ZM54 182H55V185L53 186V189H55L59 193H57L55 190H52L51 189L52 187L51 188H48V189H51L52 191H54V193H57V194H54L55 197H56V195H59L60 194V191L62 192V195L64 193L65 197L59 195L58 197H60V198L55 199V197L53 196V192L52 193H49L50 190L46 189L48 185L50 187V186L53 185L52 183H54ZM76 182L77 183L79 182V183L76 185ZM108 182H109L110 188H111L109 190L110 191L111 190L112 191L113 190H116V191H114L115 194L112 191L111 192L108 191V188H109ZM120 182H122V183H120ZM125 182H128V184L126 183L127 185H125L123 187L122 184L124 185ZM206 182H208V183L206 185H204ZM19 183H21L23 185L21 186V184H19ZM97 183H98L99 186L97 185ZM144 183L146 184L147 187L149 186L150 188L149 187L148 188L145 187V184ZM153 183H154V185H153ZM161 183H160V185H161ZM176 183L177 184L178 183H181V184H179V187H177L178 185H176V187H175L174 184H176ZM186 183H187V185L190 184V188H191V186L194 185L195 186V187L193 186L194 187V190H192L193 187L191 188V190H189V187H188L189 185L186 186ZM202 183H204V184H202ZM252 183H254V184H252ZM100 184H102V185H100ZM129 184H131V185H129ZM137 184H138V187H139V188H137L139 190V192H136L138 190H136V187H135L134 190H131V191L129 190L131 192V196H132L131 198H130V196L128 197L127 195H125V194H128V193H129L128 195H130V192L129 191L127 192L125 190L126 188L129 189V186H132V185L137 186ZM169 184H172V187ZM39 185L46 186L45 189L48 190V191L46 192L44 190H41V187L42 186L40 187ZM56 185H58V186H56ZM85 185H86V187H85ZM95 185L98 186L100 189H102L101 190L102 191L101 193L99 192L100 189L98 190V187H95ZM106 185H108V186H106ZM156 185L158 187H156ZM201 185H203V186H201ZM252 185H254V186H252ZM44 186L42 187V189L44 188ZM74 186H76L78 188V190L82 188L81 192H79L80 194L77 193L78 190H77L76 187L74 188ZM78 186H80V187H78ZM91 186H94L98 190V192H96L97 190L95 188L91 187ZM105 186H106V188H105ZM143 186L146 188L145 189L146 191L143 189ZM173 186L176 189L173 188ZM245 186L247 187V189L245 188ZM11 187H12V190L11 191H15V189L18 190L17 189V187H18V188H20L19 190H20L21 193H23V194H25V193L27 194L28 193L27 195L31 196V194L33 192V195L34 196L32 195V198L28 196V199H27L26 198L27 196H24L23 194H21L20 192L18 193L17 191H16V193H18L17 194L18 197H17L16 193H14V192L12 193V194H14V196H13L11 194V192L8 190V189H11ZM26 187H27V189H26ZM59 187H60V191H59ZM83 187H84V189H83ZM121 187H123L122 190L126 191V192L123 191L124 192L123 195H125L127 197L122 196V191L119 190V188L121 189ZM180 187L182 188L181 192L178 191L176 193L177 190H180ZM71 188L72 189L74 188L77 191H75L74 189L72 190ZM85 188H86V191H83V190H85ZM87 188H89V189L92 188V190L91 189L89 190ZM133 188L134 187L132 186L131 189H133ZM140 188H142V189H140ZM153 188H155V189H153ZM167 188H169V189H172L173 188V190L168 191L169 189L167 190ZM244 188L246 190H244ZM2 189H1V191H2ZM32 189H34L35 191L32 190ZM36 189H38V191H36ZM66 189H68V190L70 189V190L69 191L68 190L66 191ZM174 189H175V191H174ZM184 189H188V190L184 191ZM5 190H8V192L6 194H9L10 193V195H12L15 198V201H14V198L12 196H10V195H8V196H10L9 199L12 197L13 200H11V199L8 200L7 197H6L7 199L4 198L3 195H5V192H6ZM142 190H143L144 193H142ZM87 191H88V193H87ZM92 191H94V192L92 193ZM173 191H174V193L172 194L171 192H173ZM182 191L184 192V194L182 193ZM241 191H243V192H241ZM39 192H40V194L45 193L43 195L45 197L47 195L49 197L52 194L51 196L54 197V199L57 200V201H60L59 199H61L63 197L62 200L65 198L66 200L68 199L69 202L67 201V203H66V201H65V206L63 205L64 204L63 203L59 207L60 208L59 209L58 206H57V205H59V202L58 203H55L56 201L53 202L54 199L52 200L50 198L51 196L49 197V199H51L52 201L51 200H49V201L51 203L55 204V205H53V204L50 205L51 203L48 201V197H47V200L44 199V200L41 201L40 199H43V198H41L42 195L40 197ZM95 192L97 193V196H95V194H94ZM159 192H160V194H159ZM161 192H162V194H164L166 192L167 195L165 194L164 197H163V195L161 194ZM168 192H170V193H168ZM179 192H180V194H178ZM185 192H189V193H185ZM2 193H4V194H2ZM46 193H49V194H46ZM82 193H85L86 196L87 195L88 196L86 197ZM109 193H111V194H109ZM134 193H137V194L134 195ZM248 193H249V195H248ZM35 194H37L38 196H35ZM77 194L79 195L77 202L80 203L79 204L80 207L77 206L78 204L75 201L76 198L74 200V197H76ZM81 194H82V196H80ZM99 194H101V195H99ZM113 194L116 195V196H113ZM140 194H142V196H144V197H146V196H148V197L143 198L142 196L141 197L138 196ZM168 194H169V196H168ZM177 194L180 197V201L178 200L179 197H176ZM191 194L194 197H192ZM20 195H21V198L22 199H19L20 198ZM83 195L85 197H83ZM107 195H110L109 198H108ZM158 195H159V197H158ZM174 195H176L175 197L177 199L173 197ZM180 195L182 197L185 196V198H186V200L184 198V201L185 202H183V206L181 205L182 204V201H183V198L181 200V196ZM240 195L243 196V201L245 203L242 201V199H241L242 196L240 197ZM69 196H73V197H71V200H69L70 199ZM244 196H245V199H244ZM38 197H40V199ZM138 197H140L141 200L138 199ZM152 197H154L155 199L152 198ZM237 197H238V199H237ZM37 198L40 201H36ZM72 198H73L74 201H72ZM125 198H127V200ZM147 198H149V199L152 198V199L149 201V199H147ZM159 198H161V199L163 198L164 199L163 200L164 202H162L161 199H160V203H161L160 204L159 203V200H158ZM193 198H196L197 200H195ZM3 199L4 200L6 199L7 201H11V202L13 201L12 202V205H14V206H12L11 204H10V208L7 206L8 209H9V210H6V214L7 215H4L5 212H3V210H4L3 209V206H5V204L3 203L4 202ZM16 199H17V202H16ZM34 199H36V200H34ZM97 199L98 198H96V200ZM175 199L178 200L179 203ZM189 199H190V201H188V202H190V205H187L189 203L186 202V201L189 200ZM6 200H5L6 205L7 204L9 205V203H7ZM25 200H26V202H24ZM27 200H29V201H27ZM31 200H34V201H31ZM192 200H193V202H192ZM19 201L22 202L23 204L21 205L20 203H18ZM47 201L49 202L50 207H48V204L46 205L45 202H47ZM70 201L73 202V203L75 202V203L72 204ZM142 201H143V203H142ZM146 201H147V204L149 206H147L146 204H144V203H146ZM165 201H166V203H165ZM168 201H170V202H168ZM233 201H235V202H233ZM248 201H251L253 203H251V202L249 203ZM1 202L4 205H2ZM14 202L17 203L18 206ZM29 202H31V203L33 202V204H31ZM37 202L43 204L42 207L39 206L37 208V206H38V203ZM109 202H108V204H109ZM115 202H113V203L111 202L110 203L111 204V207H113V205H116L118 207V205H119L118 203L119 202L116 203V204H115ZM153 202H155V203L153 204ZM174 202L177 203V204H180V202H181V204L179 206V205L175 204ZM44 203H45L46 206L44 205ZM60 203H62V201ZM87 203H89V202H86V204ZM163 203H165V204H163ZM168 203H169L170 206H168ZM184 203H186L185 206H184ZM34 204H37V205H35L36 207L32 208ZM66 204H68L69 207H72V205L74 207H72V208H70V210H68L69 207ZM136 204H137V206H136ZM142 204L144 206L146 205L148 208L146 206L144 208L143 206H141ZM157 204H159V206ZM215 204H217V205H215ZM231 204H232V207H231ZM151 205L153 206L152 208H154V210H156V211H154L153 209L151 210ZM154 205L155 206L157 205V208ZM1 206H2V208H1ZM25 206H26V209H25L26 212H24V209H20L21 211L23 210L22 211L23 213H21L23 216L21 214L19 215V213L21 211H19L18 208H20V207L25 208ZM62 206H63L62 211H60ZM167 206L168 207H171V208H168ZM181 206L184 207V208H187L188 207V210L187 209L185 210L183 208H180ZM7 207L5 206L4 208H7ZM11 207H14V208L16 207V209L19 211V213H17V210H13L14 208L11 209ZM67 207H68V209H67ZM75 207H78V208H75ZM121 207H123V206H121ZM139 207L140 208L143 207L144 209L141 208V210H139ZM175 207H176V209H175ZM54 208H58V211L59 212H56L57 209H56V211L55 210H53V211L51 210V209H54ZM119 208L120 207H118V209ZM162 208H163V210H160ZM178 208L180 210L183 209V211L185 210L184 211V214H183V211L178 210ZM233 208H234V211L231 212V210H233ZM36 209H38V210H36ZM63 209H67V210H64L65 213L63 212ZM75 209H77V210H75ZM136 209H138V210H136ZM158 209H159V211H158ZM168 210H171V211L173 210V211L171 212V211H168ZM198 210H200V212H205V213H200ZM208 210H209V213H208ZM15 211L17 213L16 215L14 214ZM32 211H33V213H32ZM50 211H52L54 213L56 212V216H54L55 214L54 215L52 214L53 216L52 215L51 216H48V215H50L52 213V212L50 213ZM70 211H72L73 213H68ZM93 211H95V212H93ZM174 211H176V213H179L177 211H180L182 213H179V215H178ZM190 211H192V213H190ZM193 211H195V212L197 211L200 215L197 213L198 215L196 216V213L193 212ZM248 211H249V213H248ZM137 212H135V213H137ZM162 212H164V213H162ZM47 213H49V214L47 215ZM82 213L83 214L86 213V214L83 215ZM99 213H100V211H99ZM168 213H169V216H168ZM173 213H175V214H173ZM189 213L192 214V215H190ZM27 214H28V216H27ZM42 214L45 215V216L47 215L48 217L47 216H46L47 218L45 216L42 217ZM97 214H96V216H97ZM144 214L147 215V216H144ZM155 214H157V216ZM171 214H173V216L174 215L175 216L172 217ZM24 215H26V218L25 219H24V217H25ZM60 215H61V217H60ZM130 215H131V213H130ZM158 215L160 217H158ZM176 215L179 216V217H177ZM233 215L236 216V217H238V218L237 219L236 218H233L234 217ZM154 216H156V218ZM180 216H182V217H180ZM186 216H187V218H184ZM50 217H52L53 220ZM122 217L124 218V220H123ZM175 217H176V220L179 219L177 221V223H178L177 225H179V226H177V227L175 226L176 225V221H175V223L172 224V222H174V221H172V219L174 220ZM228 217H230L229 218L230 220L229 219L226 220V218H228ZM70 218H72V219H70ZM154 218H155L156 221H154ZM180 218H181V220H180ZM224 218H225L224 225L223 224L222 225L221 224H218V226L215 225V222L216 221L219 222V220H221V219L223 220ZM244 218H245V220H243ZM64 219H67L68 220V221L65 220L66 223L68 222L67 224L66 223H63V224H66L65 225V228L67 227V228L71 229L70 231H72L73 233L72 232L69 233L68 232L69 229L67 231V228H66L65 230H63V232L61 231V233H59V230H58V232H57L58 235H57L56 232H55V230L57 231V228H54V227H56L55 225H57L58 223L60 224V225L58 224L59 226L63 225L61 223L64 222ZM182 219L185 221V223L183 222ZM186 219H189L191 221L188 222L189 220L187 221ZM9 220L10 221L12 220L13 222L11 221V223H10ZM45 220L48 221V224L49 225H50V223H53L52 224V228H53V231L55 232V234L52 231L51 225L49 226L50 229H48L49 227L47 226L46 223H44ZM228 220L230 222H228ZM231 220L232 221L234 220V221L231 222ZM252 220H254V221H252ZM53 221H56L57 223L56 222H53ZM226 221L228 222L227 224H226ZM112 222L113 223H117V225L112 224ZM27 223L29 225H27ZM54 223H56V224L54 225ZM180 223H181V225L184 223L182 225V227L180 226ZM221 223H223V222H221ZM42 224H45L48 227L47 229H48V231L50 233L48 231H46V229H44L45 227ZM110 224H112L113 227H111ZM144 224L142 226H144ZM153 224L150 227L149 226L148 227L151 228L153 226ZM189 224H190V227H189ZM197 224L198 225H201L204 228H206V230L203 231L201 235L197 236V238H198L196 240V241H198L197 245L196 244L189 245L190 248H192V251H191L190 248L186 249L187 247H185V246H188V244H186V242L184 243V241L187 239V236L190 233V232H188L190 230V228H192V226H194L192 228V229H194L195 227L198 226ZM207 224H210V225H208V227H206ZM251 224H253L252 225L253 228L251 226L249 227V225H251ZM19 225L21 226V228L22 227L24 228V229L22 228L23 230H26L27 229L28 231H23V230H21V228L17 229V227H20ZM25 225H27L29 228L27 226L24 227ZM71 225H73L74 228L73 227L71 228L70 227ZM219 225H221V226L219 227ZM105 226L107 227L106 230H105ZM136 226H138V225L136 224ZM142 226H140L138 229H140V230L141 229H144L146 231V229H145L146 226H144L143 228H141ZM166 226H167V229H169L168 232L171 231L170 233L167 232ZM209 226H211V227L213 226L212 228L215 227V229L212 230V229L209 228ZM13 227L14 228L16 227L17 230L14 229ZM42 227H44V228H42ZM62 227H64V226H62ZM99 227L101 228V226H99ZM134 227L136 229H134ZM187 227H189L188 228L189 230L187 229ZM222 227H224V228H222ZM153 228H152V230H153V232H155V230ZM175 228H177L176 230H178V231H176V230L173 231ZM183 228L186 229L187 232ZM208 228L210 230H212V231L210 232L208 230ZM240 228L243 229V230H240ZM118 229H116V231H118ZM121 229H119V230H121ZM19 230H21V232ZM99 230H101V229H99ZM14 231H19L20 233L25 232V234L23 233L25 236L23 234H20L21 237L18 238V237H16L17 235L15 236L16 233ZM31 231L33 233L32 235H31ZM41 231L47 233V235L45 233H42V234H44V236H43L41 234ZM116 231H114V232H116ZM192 231L193 230H191V232ZM253 231L254 232L256 231L255 233H257V234L259 233V234L257 235ZM19 232H18V234H19ZM26 232H28V234ZM51 232H53V233H51ZM174 232H177V233H175V234L172 235V233H174ZM180 232H182V233L180 234ZM249 232L252 233L253 236H251V234H249ZM13 233H14V235H13ZM48 233H49L50 236L48 235ZM65 233L69 237L68 236H65V238H64L63 235L61 236V234H65ZM98 233H102V234H104V236H102V234H99L98 235L99 237H97V234ZM116 233L118 234V232H116ZM116 233L115 234H112V235H116V238H117V234ZM121 233H119L118 237L120 236ZM52 234H54V235H52ZM125 234H126V236H125ZM135 234L132 235V236L139 237L137 235L138 234L139 235H142L143 233L141 234V232H140V233H135ZM182 234H184V235H182ZM186 234H187V236H185ZM228 234H230V235H228ZM254 234H255L256 239H257V237H259V239H260V240L258 239V243L256 242V239L254 237ZM12 235L17 240L14 239ZM59 235L61 236L60 238H59ZM221 235L222 236L225 235V237L227 235V237L224 238V236H223V239H221L222 238ZM259 235H261V236H259ZM7 236H9V237H11L13 239L11 240V238H8ZM35 236H34L33 239H35ZM46 236H48V237H46ZM70 236H72V237H70ZM180 236L181 237L183 236L184 240ZM212 236H213V238H215L217 236V239L216 238L215 239H216V241L217 240H220V241H217V242L220 243V245L222 244L221 245V248H220V245L217 244L215 240H214L213 243H216V244H213L212 243V245H211V246H213L212 248H210L211 247L210 245H207L208 247H205L206 245L204 246V245H201V243H199L200 241H203L204 242L205 241L204 239H207V240L210 239ZM219 236H221V237H219ZM247 236H250V237H248V240H247ZM136 237H133V239H138ZM232 237L235 238V239L232 240ZM23 238H25V239H23ZM36 238H37V236H36ZM62 238H64V239H62ZM66 238L69 239V240H67V242H66ZM127 238H130V237H127ZM163 238L164 239L167 238L168 241L167 240H163ZM180 238L182 239L181 241L179 240ZM18 239L22 241L21 244L18 243V241H19ZM240 239H241V241H239ZM243 239L247 243H245V241ZM13 240H15V242H17L18 244H16V243L14 244L13 243L14 242ZM28 240H29V242H28ZM40 240H39V242H40ZM159 240H160V242H158ZM161 240L163 242H161ZM252 240L254 242H256L257 244L256 243H253ZM11 241H13V242L11 243ZM34 241H36V240H34ZM116 241H118V243ZM145 241H146V243H145ZM149 241H151V246L150 247L153 248L154 250H157L156 247L157 246L159 247L161 245L159 247V250L158 251H155L154 253L152 251V253H153L152 255H155L156 256V258H154L155 260L152 259L153 256H151L152 258H149L150 256H147L148 257V260L145 257L144 259H146L145 260L146 262L144 263V259L142 257L141 258L143 259V261L137 260L138 257H133L134 255H137L138 254V252L137 253L136 252L133 253V251H139L141 253L142 248H145V247L150 248L149 247V245H150L149 244ZM23 242H24V244H27L29 246L32 244L33 246H30V248H29V246L24 245ZM39 242L37 241L38 244H39ZM43 242H41V244ZM64 242H65V244H64ZM152 242H153V244L154 243H157V242H158L157 244H159V243H161V244H159V245H157V244L156 245L155 244L152 245ZM203 242H202V244H203ZM261 242H262V244H260ZM34 243L37 245L36 242H34ZM54 243L51 244V245L52 246L55 245ZM175 243L176 244L178 243L177 245L183 246L185 248L179 247V246L175 245ZM230 243H231V246L229 245ZM243 243H244V246H243ZM60 244H61V246H60ZM70 244L71 245H75L77 248L75 249L73 247L74 249L72 248V250H73L72 251L71 250V247L72 246ZM198 244H200L201 246L198 245ZM204 244H205V242H204ZM223 244H224V246H223ZM234 244H235L236 247L235 246H232ZM239 244H240V246L237 249V246ZM258 244H260V245H258ZM44 245H43V247H44ZM68 245H70V249H68V247H69ZM143 245H145V247ZM168 245H170V246H168ZM4 246L5 247H8V248L5 249V248H3ZM39 246H36V247H39ZM111 246H112V248H111ZM121 246L118 245V248H120ZM137 246L140 247V248H138ZM152 246H155V247H152ZM195 246H200V247H198V248L196 247L195 248ZM218 246H219L218 253L217 252H215V253H217L218 255H220V253H221L220 257L217 255L219 258H217L215 256L216 255L215 253L214 254L212 253L213 251H215L216 249H218ZM21 247H23V249L25 247L26 248L28 247V249L31 250V251H33V252H30L28 250L30 252L29 253L26 250V248H25V250L27 251V253H26L27 255H25V253H24L25 250H23ZM55 247H57L56 248L57 250L54 249ZM171 247H176V249L175 248H171ZM177 247H179V248H177ZM201 247L203 248V250H206L207 251V252L206 251L203 252V253H205V255L202 253L203 250L201 251ZM194 248H195V250H193ZM214 248H215V250H212ZM222 248H224V249H222ZM1 249L2 250L5 249L6 252H4V250L2 251ZM177 249H178V251H176ZM179 249H181L180 252H179ZM198 249H200L199 251H201L200 252L201 258H202L201 260H199V255L200 254L198 255V253H199L198 252ZM63 250H65V251L63 252ZM78 250H77L76 253H78ZM182 250H183V252H182ZM250 250H252V251H250ZM7 251H9V252H7ZM143 251H144V249H143ZM67 252H69V253H67ZM194 252L195 253L197 252V253L194 254ZM252 252H253V255H252ZM3 253H4V255H2ZM76 253H74L73 255H75ZM110 253H112V254H110ZM206 253H208V254H206ZM108 254L106 253V255H108ZM6 255H8L9 257L6 256ZM46 255H48V256H46ZM73 255L71 256V258L73 257ZM109 255L106 256V257L107 258L108 257L110 258ZM194 255H196L198 257H195ZM202 255H204V256H202ZM209 255H211V256L214 255L212 257L213 259L211 258V256L209 257ZM24 256H25V258H24ZM157 256H159V257H157ZM179 256L183 260L182 259H179ZM240 256L242 258H240ZM34 257H36V258H34ZM113 257H111L109 260H112ZM141 258H140V260H141ZM176 258L179 259L178 262H176L177 261ZM208 258H209V260H207ZM238 258H240V259H238ZM8 259H10L11 261H9ZM12 259H14V260H12ZM104 259L105 258L103 257V262H102V259H101L100 262L99 261H96L94 263H91L92 262L91 261L90 264H102V263L105 264V262L107 261V259H105L106 260L105 262H104ZM149 259H150V261H149ZM48 260L46 262H48ZM197 260H198V262H196ZM32 261H31V263L33 264ZM39 261H42V262H39ZM83 261H82L81 264H86V262H88L87 259L84 261L85 263H83ZM112 261H111V263H110V261L109 262L107 261L108 263H106V264H112ZM117 261H115V262L117 263ZM166 261H168V262L166 263ZM213 261H215V262H213ZM247 261L249 263H246ZM3 262H0V264H5ZM13 262H12V264H13ZM24 262H26V263H24ZM57 262H55V263H57ZM115 262H113V264H116ZM51 263H49V264H51ZM119 263H117V264H119ZM187 263H185V264H187ZM87 264H89V263H87ZM202 264H207V262L206 263L203 262ZM255 264H258V262L256 261Z\"/></svg>", "mask_w": 264, "mask_h": 264}, {"label": "bare ground", "instance_id": "bare-ground-1", "mask_svg": "<svg viewBox=\"0 0 264 264\" xmlns=\"http://www.w3.org/2000/svg\"><path fill=\"white\" fill-rule=\"evenodd\" d=\"M19 1H20V0H19ZM24 1H25V0H24ZM30 1H31V0H30ZM33 1H34V0H32V2H33ZM35 1H38V0H35ZM35 1H34V2H35ZM39 1H41V0H39ZM39 1H38V2H39ZM45 1H47V0H45ZM45 1H44V3H46ZM65 1H66V0H65ZM70 1H72V0H70ZM88 1H90V0H88ZM106 1H107V0H106ZM11 2H12V1H11ZM11 2H10V3H11ZM15 2H18V0L14 1V4H15ZM20 2H22V0H21ZM25 2H27V1H25ZM28 2H29V0H28ZM28 2H27V4H29ZM91 2H94V1H91ZM110 2H111V1H110ZM116 2H117V1H116ZM123 2H124V1H123ZM145 2H146V0H145ZM160 2H161V1H160ZM6 3H7V2H6ZM8 3H9V2H8ZM10 3H9V4H10ZM12 3H13V2H12ZM12 3H11V4H12ZM35 3H36V2H35ZM42 3H43V2H42ZM50 3H52V2H50ZM63 3H65V2H63ZM77 3H78V2H77ZM108 3H109V2H108ZM150 3H151V2H150ZM11 4H10V5H11ZM30 4H32V3L30 2ZM55 4H56V3H55ZM82 4H83V3H82ZM110 4H111V3H110ZM22 5H23V4H22ZM25 5H26V4H25ZM43 5H44V4H43ZM79 5H80V4H79ZM79 5H77V6H79ZM189 5H190V4H189ZM189 5H188V6H189ZM1 6H3V5H1ZM5 6H6V5H5ZM20 6H21V5H20ZM77 6H76V7H77ZM117 6H118V5H117ZM188 6H186V7H188ZM11 7H12V5H11ZM11 7H9V10H10ZM14 7H15V6H14ZM50 7H51V6H49V8H50ZM79 7H80V6H79ZM86 7H87V6H86ZM137 7H138V6H137ZM19 8H20V7H19ZM21 8H22V7H21ZM47 8H48V7H47ZM83 8H84V7H83ZM132 8H133V7H132ZM180 8H181V6H180ZM191 8H192V7H191ZM0 9H2V8H0ZM7 9H8V4H7ZM26 9H27V8H26ZM28 9H29V8H28ZM37 9H38V8H36V10H37ZM41 9H42V8H41ZM75 9H76V8H75ZM215 9H216V8H215ZM4 10H6V8H4ZM4 10H2L1 12H3ZM33 10H34V9H33ZM36 10H34V12H32V10L29 9V14H31V13L35 14V13L37 12ZM43 10H45V9H43ZM71 10H72V9H71ZM237 10H238V9H237ZM12 11H13V12H12ZM12 11H11L12 13L15 12L14 10H12ZM30 11H31V13H30ZM49 11H50V10H49ZM122 11H123V10H122ZM124 11H125V10H124ZM178 11H179V10H178ZM213 11H214V10H213ZM9 12H10V11H9ZM87 12H88V11H87ZM113 12H114V11H113ZM184 12H185V11H184ZM184 12H183V13H184ZM190 12H191V11H190ZM4 13H5V12H4ZM20 13H21V12H20ZM44 13H45V12H44ZM47 13H48V12H47ZM90 13H91V12H90ZM117 13H118V12H117ZM141 13H142V12H141ZM161 13H162V12H161ZM233 13H234V12H233ZM5 14H6V13H5ZM21 14H22V13H21ZM24 14H25V13H24ZM48 14H49V13H48ZM222 14H223V13H222ZM0 15H1V14H0ZM3 15H4V14H3ZM9 15H10V14H9ZM16 15H17V11H16ZM22 15H23V14H22ZM86 15H87V14H86ZM189 15H190V14H189ZM191 15H192V13H191ZM263 15H264V14H263ZM17 16H18V15H17ZM25 16H27V15H25ZM25 16H24V17H25ZM37 16H38V15H37ZM55 16H56V15H55ZM81 16H82V15H81ZM13 17L16 18V16H13ZM89 17H90V15H89ZM89 17H88V18H89ZM112 17H113V16H112ZM7 18H8V17L6 16L5 19L7 20ZM33 18H34V17H33ZM48 18H49V17H48ZM52 18H54V17H52ZM58 18H62V17H58ZM199 18H200V17H199ZM8 19H9V18H8ZM49 19H50V18H49ZM0 20H1V19H0ZM16 20H17V19H16ZM50 20H51V19H50ZM57 20H58V19H57ZM114 20H115V19H114ZM161 20H162V19H161ZM1 21H2V20H1ZM1 21H0V22H1ZM8 21H9V20H8ZM116 21H117V20H116ZM244 21H245V20H244ZM5 22L7 23V21H5ZM15 22H17V21H15ZM49 22H50V21H49ZM53 22H55V20L52 21V23H53ZM58 22H60V21H58ZM65 22H66V21H65ZM159 22H161V21H159ZM162 22H163V21H162ZM162 22H161V23H162ZM1 23H3V22H1ZM6 23H5V24H6ZM52 23H51V24H52ZM55 23H56V24H60V23L62 24V22H60V23L55 22ZM112 23H113V22H111V24H112ZM168 23H169V22H168ZM46 24H47V23H46ZM49 24H50V23H49ZM53 24H54V23H53ZM53 24H52V25H53ZM61 24H60V25H57V28H58V27H61V26H62ZM69 24L71 25V23H69ZM72 24L75 25L74 23H72ZM120 24H121V23H120ZM126 24H127V23H126ZM180 24H181V23H180ZM180 24H179V25H180ZM6 25H7V24H6ZM6 25H4L5 28H3V26L0 27V28H3V29L6 31V30L9 29V28H8V25H7V28H8V29H6ZM9 25H10V24H9ZM12 25H13V24H12ZM12 25H11V26H12ZM22 25H23V24H21V26H22ZM25 25H27V24H25ZM28 25H30V24H28ZM65 25H66V24H65ZM73 25H72V27H73ZM122 25H123V24H122ZM159 25H161V24H159ZM166 25H167V24H166ZM183 25H184V24H183ZM185 25H186V24H185ZM47 26H48V25H47ZM53 26H54V25H53ZM63 26H64V24H63ZM63 26H62L63 30H65L66 28L69 27V25H68V26L65 27V29H64ZM79 26H80V25H78V27H79ZM130 26H131V25H130ZM16 27H17V26H16ZM48 27H50V26H48ZM51 27H52V26H51ZM70 27H71V26H70ZM74 27H75V26H74ZM82 27H83V26H82ZM87 27H88V26H87ZM87 27H86V29H87ZM203 27H204V26H203ZM213 27H215V26H213ZM10 28H11V27H10ZM39 28H40V27H39ZM41 28H43V27H41ZM75 28H76V27H75ZM209 28H211V27H209ZM220 28H221V27H220ZM250 28H251V27H250ZM12 29L15 30L13 26H12ZM12 29H11V30H12ZM21 29H22V28H21ZM54 29H55V27H53V31H54ZM82 29H84V28H82ZM88 29H89V28H88ZM105 29H106V28H105ZM170 29H171V28H170ZM0 30H1V29H0ZM22 30H23V29H22ZM24 30H25V29H24ZM34 30H35V29H33V31H34ZM69 30H72V29L70 28ZM80 30H81V29H79V30L77 29L76 31H80ZM84 30H85V29H84ZM84 30H82V32H83ZM5 31H3V32H5ZM9 31H10V30H9ZM29 31H30L29 33L33 34V33H32L33 31H32L31 29H30ZM31 31H32V32H31ZM40 31H42V30H40ZM40 31H38V32H40ZM46 31L48 32L47 28L45 27V34H46ZM59 31H60V30H59ZM61 31H62V30H61ZM144 31H145V30H144ZM0 32H1V31H0ZM13 32H14V31H13ZM15 32H16V31H15ZM56 32H57V30H56ZM63 32L68 33L67 31H63ZM85 32H87V34H88V31L85 30ZM93 32H94V31H93ZM96 32H97V31H96ZM106 32H107V31H106ZM142 32H143V31H142ZM11 33H12V31H11ZM11 33H10V35H11ZM16 33H18V32H16ZM19 33H20V32H19ZM19 33H18V34H19ZM24 33H25V31H24ZM34 33H35V32H34ZM72 33H74V32L72 31ZM72 33L70 32V33H68V34H72ZM80 33H81V32H80ZM134 33H135V32H134ZM136 33H137V31H136ZM144 33H145V32H144ZM12 34H13V33H12ZM31 34H30V35H31ZM40 34H41V33H40ZM45 34H44V35H45ZM47 34H48V33H47ZM50 34H51V33H50ZM50 34H48V35H50ZM63 34H64V33H63ZM139 34H140V33H139ZM147 34H148V33H147ZM2 35H3V34H2ZM10 35H8V36H10ZM14 35H16V34H14ZM27 35H29V34L27 33ZM30 35H29V36H30ZM34 35L36 36V35H39V34L36 33V34H34ZM42 35H43V34H42ZM48 35H47V37H48ZM51 35H52V34H51ZM59 35H60V33H59ZM66 35H67V34H66ZM90 35L92 36L91 33H90ZM101 35H102V34H101ZM101 35H100V36H101ZM106 35H107V34H106ZM206 35H207V34H206ZM25 36H26V35H25ZM25 36H24L23 38H25ZM32 36H33V35H31V37H32ZM35 36H34V37H35ZM57 36H58V35L56 34V36H55L53 39H55ZM74 36H75V35H74ZM136 36H137V35H136ZM141 36H142V35H141ZM231 36H232V35H231ZM263 36H264V35H263ZM0 37H1V36H0ZM4 37H6V36H4ZM18 37H20V36H18ZM36 37H37V36H36ZM61 37H62V36H61ZM61 37H60V39H61ZM64 37L67 39L69 36L66 37L65 35H63V37H62L63 40L61 39V40L63 41L62 44L66 42V39H65ZM70 37H72V35H70ZM76 37H77V36H76ZM80 37H81V36H80ZM80 37H79V38H80ZM144 37H145V36H144ZM2 38H3V37H2ZM14 38H15V37H14ZM37 38H38V37H37ZM79 38L77 37V39H79ZM105 38H106V37H105ZM105 38H103V39H105ZM204 38H205V37H204ZM207 38H208V37H207ZM5 39H7L9 42H11V40H9V39H13V37H12V38H9V37L7 38V37H6ZM25 39H26V38H25ZM25 39H21V40L24 41ZM40 39H42V38H40ZM64 39H65V42H64ZM75 39H76V38H75ZM75 39H74V40H75ZM80 39H81V38H80ZM92 39H93V38H92ZM94 39H95V38H94ZM94 39H93V41H94ZM1 40H2V39H1ZM16 40H17V39L15 38V43H16ZM27 40H28V38L26 39V41H27ZM30 40H31V38L29 39V42H28V43H30ZM33 40H34V38H33ZM33 40H32L31 42H33ZM42 40H43V39H42ZM42 40H41V41H42ZM44 40H45V39H44ZM46 40H47V38H46ZM50 40H51V39H50ZM50 40H49V41H50ZM55 40H56V39H55ZM69 40H70V39H69ZM81 40H82V39H81ZM106 40H108V39H105V41H106ZM38 41H40V40H38ZM47 41H48V40H47ZM49 41H48V42H49ZM78 41H80V40H78ZM95 41H96V40H95ZM103 41H104V40H103ZM111 41H112V40H111ZM0 42H1V41H0ZM13 42H14V41H13ZM18 42H19V41H18ZM42 42H43V41H42ZM45 42H46V41H45ZM50 42H51V41H50ZM58 42H59V39H58ZM67 42H68V40H67ZM71 42H75V41L71 40ZM91 42H92V41H91ZM6 43H7V41H6ZM26 43H27V42H26ZM68 43H70V42H68ZM68 43H67V44H68ZM76 43H77V42H76ZM76 43H75V45H76ZM81 43H82V42H81ZM83 43H84V42H83ZM7 44H8V43H7ZM11 44H12V43H11ZM32 44H33V43H32ZM44 44H45L46 46H48L47 43H44ZM44 44L42 45V46H43L42 48L45 47ZM72 44H74V43H72ZM72 44H70V45H72ZM188 44H189V43H188ZM5 45H6V44L3 42V43L0 44V47H1V48H2V47H6ZM17 45L19 46L20 43H17ZM21 45H22V44H21ZM26 45H27V46H29V45L31 46V44H29V45L26 44ZM33 45L35 46V44H33ZM58 45H59V44H58ZM60 45H61V44H60ZM65 45H66V44H65ZM68 45H69V44H68ZM75 45H74V48H75ZM77 45H78V44H77ZM91 45H92V44H91ZM154 45H155V44H154ZM8 46H10V45H8ZM8 46H7V47H8ZM23 46H24V45H23ZM79 46H80V48H81V44H80ZM79 46H78V48H79ZM84 46H85V45H84ZM84 46L82 45V47H84ZM114 46H115V45H114ZM183 46H184V45H183ZM187 46H188V45H187ZM189 46H190V45H189ZM255 46H256V45H255ZM11 47H12V45H11ZM35 47H37V46H35ZM39 47L41 48V46H39ZM50 47H51V46H50ZM245 47H246V46H245ZM1 48H0V50H1ZM13 48H15V45H13ZM13 48H12V49H13ZM30 48H31V47H30ZM42 48H41V49H42ZM52 48H53V46H52ZM64 48H65V47H64ZM69 48H70V47H69ZM72 48H73V47H72ZM72 48H71V49H72ZM78 48H77V49H78ZM80 48H79V50H81ZM85 48H88V47H85ZM89 48H90V47H89ZM89 48H88V49H89ZM151 48H152V47H151ZM198 48H199V47H198ZM15 49H16V48H15ZM17 49H18V48H17ZM36 49H39V48L37 47ZM41 49H40V50H41ZM45 49H46V48H45ZM47 49H48V48H47ZM54 49H55V47H54ZM71 49H69V50H67V51H70ZM88 49H83V48H82L81 52H82L83 50H85V52H87V51L89 52ZM92 49H93V48L90 49V52H89V53H91V50H92ZM247 49H248V48H247ZM8 50H9V49H8ZM18 50H20V49H18ZM18 50H17V51H18ZM21 50H23V49L21 48ZM26 50H27V49H26ZM31 50H32V49H31ZM31 50H30V51H31ZM49 50H50V49H49ZM64 50H65V49H64ZM79 50H78V51L75 50L74 53H75V52H80ZM86 50H87V51H86ZM139 50H141V49L139 48ZM3 51H4V49H3L2 51H0V52L3 53ZM6 51H7V50H6ZM27 51H28V50H27ZM35 51H36V50H35ZM42 51H43V49H42ZM42 51H41L40 53H42ZM51 51H52V49H51ZM58 51H60V49H59ZM65 51H66V50H65ZM8 52H9V51H8ZM15 52H16V50H15ZM56 52H57V48H56ZM56 52L54 51V53H56ZM62 52H63V51H62ZM72 52H73V51H72ZM81 52H80V53H81ZM83 52H84V51H83ZM115 52H116V51H115ZM117 52H118V51H117ZM1 53H0V54H1ZM4 53L7 54L6 52H4ZM16 53H17V52H16ZM20 53H21V52H20ZM20 53H17V55L20 54ZM37 53H38V52H37ZM43 53H45V51H43ZM58 53H59V52H58ZM58 53H56V54H58ZM70 53H71V51H70ZM179 53H180V52H179ZM11 54L14 55L15 53H14V52H11ZM11 54H10V57H12ZM23 54H24V53H22L21 55L23 56ZM34 54H35V53H34ZM49 54H50V53H49ZM77 54H79V53H77ZM77 54H76V55H77ZM81 54H82V53H81ZM81 54H80V55H81ZM1 55H3V54H1ZM26 55H27V54H26ZM26 55L24 54V56H26ZM41 55H42V54H41ZM44 55H45V54H44ZM51 55H53V53H51ZM63 55H64V54H63ZM67 55H68V53H67ZM67 55H66V57H67ZM70 55H71V54H70ZM99 55H100V54H99ZM160 55H161V54H160ZM3 56H4V55H3ZM3 56H1V57H3ZM15 56H16V55H15ZM34 56H35V55H34ZM71 56H72V55H71ZM86 56H87V54H86ZM141 56H142V55H141ZM141 56H140V57H141ZM262 56H263V55H262ZM17 57H18V56H17ZM17 57H16V59L19 58V57H18V58H17ZM36 57H38V56H36ZM43 57L45 58L46 55L43 56ZM48 57H49V56H48ZM53 57H56V56H53ZM59 57H61V56H59ZM72 57H73V56H72ZM72 57L69 58V59L71 60ZM152 57H153V56H152ZM4 58H5V57H4ZM6 58H7V57H6ZM12 58H14V57H12ZM22 58H23V57H21V59H22ZM51 58H52V56H51ZM51 58H50V59H51ZM63 58H65V57H63ZM74 58H75V57H73V59L70 61L71 63H72V61L74 60ZM77 58H78V56L76 57V60H77ZM0 59H1V58H0ZM8 59H9V58H8ZM19 59H20V58H19ZM21 59H20V60H21ZM25 59H27V62L29 63V61H30L29 58H27V57L25 58V57H24V60H25ZM30 59H31V58H30ZM35 59H36V58H34V59H32V60H35ZM39 59H40V60H39ZM39 59H38V60L36 59L38 62H37L36 60L34 61V64H35V65H37V63H38V64H43V66H44V65H46L47 62H48V61H46V60H44V59L42 58V59L46 62V63L44 62V63H45V64H44L43 61H41V57H40ZM53 59H55V58H53ZM57 59H58V57H57L55 60H57ZM59 59H60V58H59ZM59 59H58V60H59ZM67 59H68V58H67ZM78 59H79V58H78ZM81 59H83V58H81ZM140 59H141V58H140ZM151 59H152V58H151ZM160 59H161V58H160ZM24 60H23V61H24ZM28 60H29V61H28ZM58 60H57V62H59ZM94 60H95V59H94ZM2 61H4V60H2ZM7 61H9V60H7ZM7 61H6V62H7ZM10 61H11V60H10ZM10 61H9V62H10ZM17 61L19 62V60H16V63H18ZM40 61H41V62H40ZM77 61H78V60H77ZM144 61H145V60H144ZM25 62H26V61H25ZM25 62H23V63H25ZM31 62H32V61H31ZM31 62H30V63H31ZM50 62H51V60H50ZM54 62H55V61H54ZM54 62H53V65H54V64H57L56 62H55V63H54ZM70 62H69V60H68V62H67V63L65 62V64H71ZM73 62H75V61H73ZM80 62H81V61H80ZM84 62H86V61H84ZM88 62H89V61H88ZM3 63H4V62H3ZM12 63L14 64L13 61H12ZM12 63H11V64H12ZM16 63H15V64H16ZM21 63H22V62H21ZM76 63H77V62L73 63V65L76 64ZM81 63H82V62H81ZM5 64H6V65H5L6 67L9 65V66H10V67L8 66L9 68L12 69V67H13V69H14V66L11 67L10 63H8V65H7V63H5ZM15 64H14V65H15ZM32 64H33V63H32ZM34 64H33V65H34ZM48 64H49V63H48ZM61 64H62V63H61ZM65 64H63V65H65ZM21 65H22V64H21ZM21 65H19V66H21ZM28 65H29V64H28ZM28 65H27V66H28ZM50 65H51V63H50ZM50 65H47V67L50 66ZM53 65H52L51 67H49V68L51 69V68L53 67ZM63 65H62V66H63ZM80 65H82V64H80ZM84 65H86V64H84ZM89 65H90V64H89ZM157 65H159V64H157ZM25 66H26V65H25ZM29 66H31V68L34 67V66H32V65H29ZM39 66H40V65H39ZM62 66H61V67H62ZM66 66H67V65H66ZM78 66H79V65H78ZM41 67H42V65L40 66V68H41ZM44 67H45V66H44ZM61 67H59V68H61ZM68 67H69V66H68ZM93 67H94V66H93ZM158 67H159V66H158ZM4 68H5V67H4ZM4 68H3V70L0 71V78H1V77H4V78H5V77H8V78H5V79H7V82H10V86H9V87L11 88V86H12L14 83L12 84V82L10 81V79L16 81V79H15L14 76H17V75L12 74L13 71H11L9 68H5V69H4ZM28 68H29V67H28ZM34 68L37 69L38 67H37V68L34 67ZM64 68H66V67H64ZM79 68H80V67H79ZM79 68H78V69H79ZM83 68H84V67H83ZM110 68H111V67H110ZM114 68H115V67H114ZM118 68H119V67H118ZM146 68H147V67H146ZM0 69H1V67H0ZM43 69H44V68H43ZM43 69H42V70H43ZM45 69H46V68H45ZM50 69L47 68L45 71H46V72H47V71L49 72ZM69 69H70V68H69ZM119 69H120V68H119ZM158 69H159V68H158ZM173 69H174V68H173ZM18 70H20V67H19ZM27 70H28V69H27ZM27 70H26V71H27ZM30 70H32V69H30ZM38 70H39V69H38ZM42 70L40 69L39 71L41 72ZM55 70H56V68H55ZM55 70H54V71H55ZM57 70H58V69H57ZM57 70H56V71H57ZM59 70L61 71V69H59ZM66 70H67V69H66ZM80 70H81V72H82V70H84V69H81V68H80ZM100 70H101V69H100ZM26 71H25V73H26ZM33 71H34V70H33ZM36 71H37V70H36ZM36 71L34 72L35 74H36ZM39 71H38V72H39ZM50 71L52 72L53 70H50ZM72 71H73V70H72ZM86 71H87V70H86ZM88 71H89V68H88ZM88 71H87V72H88ZM92 71H93V70H92ZM92 71L90 70L91 73L94 72V71H93V72H92ZM155 71H156V70H155ZM173 71H175V70H173ZM15 72H16V71H14L13 73H15ZM21 72H24V71L21 70ZM31 72H32V71H31ZM31 72H28V74L31 73ZM38 72H37V73H38ZM42 72H43V71H42ZM48 72H47V74L50 75V72H49V73H48ZM61 72H62V71H61ZM67 72H68V71H67ZM69 72H71V71H69ZM79 72H80V71H78V75H76V77H77V76H80V75H79ZM90 72H89V73H90ZM144 72H145V71H144ZM57 73H59V72H57ZM64 73H65V72H64ZM72 73H73V72H72ZM74 73H76V70H75ZM82 73H84V72H82ZM82 73H81V74H82ZM91 73H90V74H91ZM20 74H21V73H20ZM32 74H33V73H32ZM53 74H54V75H53ZM53 74H52V76L54 77L56 74H55V73H53ZM67 74H69V73H67ZM67 74H66V76H67ZM86 74H87V73H86ZM137 74H138V73H137ZM248 74H249V73H248ZM29 75H30V74H29ZM36 75H37V74H36ZM69 75H70V74H69ZM98 75H99V71H98ZM101 75H102V74H101ZM101 75H100V76H101ZM122 75H124V74L122 73ZM204 75H205V74H204ZM30 76H31V75H30ZM33 76H34V75H33ZM37 76H38V75H37ZM37 76H36V77H37ZM50 76H51V75H50ZM52 76H51V77H52ZM56 76H57V75H56ZM59 76H60V75H59ZM61 76H62V75H61ZM72 76H73V75H72ZM81 76H82V75H81ZM81 76H80V77H81ZM85 76H87V75H85ZM88 76H89V75H88ZM168 76H169V75H168ZM170 76L174 77L173 74L170 75ZM19 77H21L22 79H24V78L22 77V75L19 76ZM26 77H27V76H26ZM39 77H40V76H39ZM46 77H47V76H46ZM69 77H71V75H70ZM76 77H75V78H76ZM134 77H135V76H134ZM28 78H29V77H28ZM32 78H33V77H32ZM37 78H38V77H37ZM40 78H41V80H40L41 82H42L43 80H47V78H46V79H43L42 76H41ZM60 78H61V77H60ZM73 78H74V77H73ZM73 78H71V80H72ZM84 78H85V77H84ZM84 78H82V80H83ZM146 78H147V77H146ZM19 79H20V78H19ZM19 79H18V82H19ZM22 79H21V80H22ZM35 79H36V78H35ZM42 79H43V80H42ZM50 79H51V78H49L48 80L50 81ZM54 79H55V78H54ZM57 79H59V78H57ZM106 79H107V78H106ZM165 79H166V78H165ZM21 80H20V81H21ZM31 80H32V79H31ZM48 80H47V81H48ZM71 80H70V81H71ZM85 80H86V79H85ZM22 81H23V80H22ZM25 81H26V79L24 80V82H25ZM27 81H28V80H27ZM47 81H46V82H47ZM49 81H48V84H49ZM59 81H60V80H59ZM61 81H62V79H61ZM67 81H68V80H67ZM74 81H75V80H74ZM76 81H77V79H76ZM79 81H80V80H79ZM79 81H78V82H79ZM83 81H84V80H83ZM95 81H96V80H95ZM100 81H101V79H100ZM147 81H148V80H147ZM165 81H166V80H165ZM2 82H3V81H2ZM7 82H6V84H7ZM34 82H35V80H33V83H34ZM78 82H77V83H78ZM80 82H81V81H80ZM87 82H88V79H87L85 85H87ZM90 82H91V81H90ZM126 82H127V81H126ZM166 82H167V81H166ZM166 82H165V83H166ZM183 82H184V81H183ZM28 83H30V81H29ZM42 83H43V82H42ZM60 83H61V82H60ZM74 83H75V82H74ZM91 83H92V82H91ZM102 83H103V82H102ZM127 83H128V82H127ZM130 83H131V82H130ZM8 84H9V83H8ZM11 84H12V85H11ZM20 84H21V83H20ZM25 84H26V82H25ZM25 84H24V85H25ZM35 84H37V82H35ZM44 84H45V83H44ZM44 84H43L42 86H44ZM57 84H58V83H57ZM64 84H65V83H63V85H64ZM67 84H68V82H67ZM79 84H80V83H79ZM82 84H84V83L82 82ZM92 84H95V83H92ZM152 84H153V83H152ZM1 85H2V84H1ZM3 85H4V83H3ZM15 85L18 86V87L16 86V90H15V92L17 93V90H19L20 88H22V86H23V82H22V85H18V83H16ZM15 85H14V87H15ZM89 85H90V84H89ZM89 85H87V87H88ZM97 85H98V84H97ZM97 85H96V86H97ZM125 85H126V84H125ZM153 85H154V84H153ZM153 85H152V87H153ZM199 85H200V84H199ZM4 86H5V85H4ZM53 86H55V85H53ZM58 86H59V85H58ZM64 86H65V85H64ZM64 86H63V87H64ZM67 86H68V85H67ZM75 86H76V85H75ZM75 86H74V87H75ZM77 86H78V85H77ZM92 86H93V85H92ZM100 86H101V83H100ZM107 86H108V85H107ZM133 86H134V85H133ZM165 86H166V85H165ZM1 87H2V86H1ZM9 87H8V88H9ZM30 87H31V86H30ZM30 87H28V88H30ZM37 87H40V85L37 84ZM37 87H36V88H37ZM48 87H49V85H48ZM56 87H57V86H56ZM56 87H55V89H56ZM84 87L86 88V86H84ZM104 87H105V86H104ZM104 87H103V88H104ZM155 87H156V86H155ZM6 88H7V87H5L4 89H6ZM12 88H13V87H12ZM31 88H33V87H31ZM34 88H35V87H34ZM43 88H45V87H43ZM43 88H41V89H43ZM13 89H15V88H13ZM13 89H12V90H13ZM52 89H53V88H51L50 92L53 91ZM61 89H62V88H61ZM66 89H67V88H66ZM122 89H123V88H122ZM130 89H131V88H130ZM153 89H154V88H153ZM165 89H166V88H165ZM165 89H164V91H165ZM181 89H182V88H181ZM237 89H238V88H237ZM29 90H30V89H27V92H29V94H30V91H31V90H30V91H29ZM58 90H59V89H58ZM63 90H65V88H64ZM89 90H90V89H89ZM93 90H94V89H93ZM96 90H97V89H96ZM98 90H99V89H98ZM104 90H105V89H104ZM126 90H127V89H126ZM183 90H184V89H183ZM25 91H26V90H25ZM33 91H34V90H33ZM42 91H43V90H42ZM44 91H45V90H44ZM44 91H43V92H44ZM56 91H57V90H56ZM56 91H55V92H56ZM102 91H103V89L100 91V93H101ZM119 91H120V90H119ZM8 92H11V91L9 90ZM8 92L6 91V94H7ZM19 92H22V91H19ZM39 92H41V91H39ZM48 92H49V89H48ZM61 92L63 93L62 90H61ZM73 92H74V90H73ZM73 92H72V93H73ZM75 92H76V91H75ZM75 92H74V94H75ZM77 92H80V91H77ZM77 92H76V94H77ZM85 92H86V91H85ZM85 92H84V94H85ZM87 92H88V89H87ZM89 92H91V91H89ZM3 93H5V92H4V91H3V92L1 91L0 95L2 96ZM22 93H23V92H22ZM22 93H21V94H22ZM35 93H36V91L34 92V94H35ZM45 93H46V91H45ZM70 93H71V92H70ZM95 93L97 94L96 91H95ZM108 93H109V92H108ZM108 93H107V94H108ZM181 93H182V92H181ZM6 94H5V96H7L9 93H8L7 95H6ZM10 94L12 95L13 92L10 93ZM10 94H9L7 97H9ZM14 94H15V93H14ZM21 94L19 93V95H21ZM23 94H24V93H23ZM40 94H42V93H40ZM43 94H44V93H43ZM43 94H42V95H43ZM47 94H48V93H47ZM56 94H59V93H56ZM84 94H83V96H84ZM103 94H105V92H104ZM179 94H180V93H179ZM24 95H25V94H24ZM24 95H23V96H24ZM26 95H27V97H28V94H26ZM26 95L24 96V98H25V100H28L29 98L26 99ZM37 95H39V94H37ZM37 95H36V96H37ZM50 95H51V94H50ZM52 95H53V93H52ZM70 95H71V94H70ZM72 95H73V94H72ZM72 95H71V96H72ZM77 95H78V94H77ZM79 95H80V93H79ZM1 96H0V97H1ZM5 96H4V97H5ZM17 96H18V93H17ZM54 96H55V95H54ZM66 96H68V95H63V97H66ZM83 96H82V97H83ZM88 96L90 97V95L87 94L86 97H88ZM96 96H97V95H96ZM101 96H102V95H101ZM143 96H144V95H143ZM168 96H169V95H168ZM175 96H176V95H175ZM175 96H174V97H175ZM194 96H195V95H194ZM11 97H12V96H11ZM15 97H16V96H15ZM15 97H14V98H15ZM18 97H19V96H18ZM20 97H22V96H20ZM20 97H19V98H20ZM30 97H31V95H30ZM33 97H34V95L32 96V99H33ZM51 97H53V96H51ZM69 97H70V96H69ZM79 97H80V96H79ZM89 97L86 98V99L89 100V99L91 98V97H90V98H89ZM103 97H104V96H103ZM207 97H208V96H207ZM1 98H3V96H2ZM19 98H18V100H19ZM42 98H43V97H42ZM45 98H46V97H45ZM60 98H61V97H60ZM76 98H78V97H76ZM76 98H75V99H76ZM80 98H81V97H80ZM83 98H84V97H83ZM96 98L98 99V97H95V98L92 97V99H96ZM104 98H105V97H104ZM104 98H103V99H104ZM5 99H6V98H5ZM5 99H2V100H4V101H1V99H0V108H1V111L4 112V117H3V115H2V117H3L4 119L1 117L2 120H3V121H2L3 123H0V124H4V128L1 127V128H3V129L0 130V140H2L3 142H5V141H7V140L12 142L14 139H12V136H11V137H7V136H8V134H7L8 131H6V130H11V131H13L12 134L15 135V138H16V134H18V133H20V136H21L22 131H23L24 129H26V125H27L28 123H30V124L32 123V125L35 124V123H34V121H33V122H30L31 120H29V119H32V118L30 117V118H27L29 122H27V124H26V123H25L26 121H25V122L23 121L24 119L26 120L24 111H23V110L19 111V109L17 110V107H16V109H15V106H16V105L13 104V101H12L11 98H10L11 101L8 102V103L5 102ZM7 99H8V98H7ZM10 99H9V100H10ZM37 99H39V98H37ZM52 99H53V98H52ZM63 99H64V98H63ZM66 99H68V97H67ZM66 99L61 100V101H64V102H65ZM75 99H74V102H75ZM92 99H90V101H91ZM100 99H101V97H100ZM100 99H99V100H100ZM106 99H108V97H107ZM164 99H165V98H164ZM166 99H167V98H166ZM9 100H8V101H9ZM29 100H31V99H29ZM41 100H43V99H41ZM41 100L39 99V101L42 103ZM46 100H50V97H48V99H46ZM71 100H72V99H71ZM77 100H78V99H77ZM83 100H85V99H83ZM114 100H115V99H114ZM168 100H169V99H168ZM20 101H22V100L20 99ZM23 101H24V100H23ZM36 101H38V100H36ZM39 101H38V102H39ZM43 101H45V100H43ZM68 101H69V100H68ZM93 101H94V100H93ZM142 101H143V100H142ZM192 101H193V100H192ZM14 102H16V101H14ZM17 102H18V101H17ZM28 102H29V101H28ZM28 102H27V103H28ZM51 102H52V100H51ZM76 102H79V103H80V102H82V100H78V101H76ZM76 102H75V104H74L75 106H76ZM84 102H85V101H84ZM84 102H82V103H84ZM94 102H95V101H94ZM163 102H164V101H163ZM171 102H172V101H171ZM23 103H24V102H22V104H23ZM36 103H37V102H36ZM43 103H44V102H43ZM47 103H48V101L45 102V104H47ZM53 103H54V102H53ZM68 103H70V101H69ZM82 103H81V104H82ZM91 103H92V102H91ZM104 103H105V102H104ZM136 103H137V102H136ZM185 103H186V102H185ZM34 104H35V103H34ZM34 104H31V106H33ZM50 104H51V103H50ZM63 104H64V103L62 102L61 106H62ZM66 104H67V103H65V105H66ZM81 104H80V105H81ZM96 104H98V103L96 102ZM99 104H100V102H99ZM102 104H103V102H102ZM108 104H109V103H108ZM174 104H175V103H174ZM186 104H187V103H186ZM13 105H15V106L13 107ZM24 105H25V104H24ZM39 105H40V103H39ZM52 105H53V104H52ZM59 105H60V104H59ZM59 105H58V106H59ZM67 105H68V104H67ZM69 105H70V104H69ZM82 105L85 106V103L82 104ZM164 105H165V104H164ZM260 105H261V104H260ZM18 106H20V105H18ZM21 106H22V105H21ZM28 106H29V105H28ZM40 106H41V105H40ZM45 106H46V105H45ZM54 106H56V105H54ZM75 106H74V107H75ZM101 106H102V105H101ZM24 107H25V106H24ZM38 107H39V106H38ZM42 107H43V106H42ZM47 107H48V106H46V108H47ZM56 107H57V106H56ZM59 107H60V106H59ZM59 107H57V108H59ZM63 107H64V106H63ZM63 107H62V109H63ZM77 107H78V106H77ZM88 107H90V106L87 105V108H86V107H85V108H86L87 110L90 111V109H89ZM113 107H114V106H113ZM12 108L15 109V112H16V111H19V112H22V111H23L24 117H21V118H24V119H23L22 121L20 120L21 118L18 116L20 113L17 114L16 117L14 116L15 113H14V115H13ZM27 108H28V107H27ZM30 108H31V107H30ZM44 108H45V107H44ZM46 108H45V109H46ZM52 108H53V107H52ZM68 108H69V107H68ZM103 108H104V107H103ZM108 108H109V107H108ZM111 108H112V107H111ZM260 108H261V107H260ZM260 108H259V109H260ZM20 109H21V108H20ZM28 109H29V108H28ZM41 109H42V108H40V110H41ZM47 109H48V108H47ZM105 109H106L107 112H108V109H107L106 107H105ZM123 109H124V108H123ZM36 110H37V108H36ZM65 110H66V109H65ZM67 110H68V109H67ZM82 110H83V108H82ZM84 110H85V109H84ZM84 110H83V111H84ZM98 110H99V109H98ZM106 110H105V111H106ZM199 110H200V109H199ZM1 111H0V112H1ZM26 111H27V110H26ZM30 111L33 112L32 109H31ZM37 111H39V109H38ZM44 111H46V110H44ZM57 111H58V110H57ZM69 111H71V109H69ZM80 111H81V110H80ZM89 111H88V112H89ZM114 111H117V110H114ZM161 111H162V110H161ZM192 111H193V109H192ZM250 111H251V110H250ZM27 112L29 113V110H28ZM47 112H48V111H47ZM50 112H51V111H50ZM52 112H54V111H52ZM67 112H68V111H67ZM67 112H66V113H67ZM77 112H78V111H77ZM124 112H125V111H124ZM37 113H38V112H36V114H37ZM63 113H64V110H63ZM63 113H62V115H63ZM68 113H69V112H68ZM83 113H84V112H83ZM85 113H87V111H86ZM148 113H149V112H148ZM151 113H152V112H151ZM165 113H166V112H165ZM1 114H2V113H1ZM21 114H22V113H21ZM21 114H20V115H21ZM38 114H39V113H38ZM42 114H43V113H42ZM50 114H51V113H50ZM55 114H56V111H55ZM57 114H58V113H57ZM57 114H56V116H57ZM64 114H65V113H64ZM97 114H98V113H97ZM106 114H108V113H106ZM30 115H31V114H30ZM43 115H44V114H43ZM43 115H42V116H43ZM45 115H46V114H45ZM73 115H74V114L72 113L71 116H73ZM75 115H77V113H76ZM85 115H86V114H85ZM131 115H132V114H131ZM0 116H1V115H0ZM21 116H22V115H21ZM40 116H41V115H40ZM40 116H38V120H39ZM58 116H59V115H58ZM64 116H65V115H64ZM66 116H68V114H66ZM66 116H65V117H66ZM80 116H81V114H80ZM120 116H121V115H120ZM161 116H162V115H161ZM35 117H37V116H35ZM61 117H62V116H61ZM73 117H74V116H73ZM73 117H72V118H73ZM76 117H77V116H76ZM109 117H110V116H109ZM144 117H146V116H144ZM147 117H148V116H147ZM47 118H48V115H47ZM51 118H52V116H51ZM59 118H60V116H59ZM83 118H84V117H83ZM132 118H133V117H132ZM194 118H195V117H194ZM213 118H214V117H213ZM33 119H34V118H33ZM41 119H42V118H41ZM45 119H46V118H43V120H45ZM54 119H55V117H54ZM56 119H57V117H56ZM56 119H55V120H56ZM61 119H63V118H61ZM159 119H160V118H159ZM0 120H1V119H0ZM34 120H35V119H34ZM46 120H47V119H46ZM55 120H54V121H55ZM70 120H71V119H70ZM72 120H74V119H72ZM79 120H80V119H79ZM41 121H42V120H41ZM48 121H49V120H48ZM63 121L67 122V120H65V119H64ZM82 121H83V120H82ZM163 121H164V120H163ZM258 121H259V120H258ZM37 122H38V121H37ZM58 122H61V120H59ZM58 122H57V123H58ZM65 122H64V124H66ZM75 122H76V121H75ZM77 122H78V121H77ZM102 122H103V121H102ZM46 123H47V122H46ZM46 123H45V124H46ZM55 123H56V121H55ZM73 123H74V122H73ZM109 123H110V121H109ZM30 124H29V125H30ZM36 124H37V123H36ZM42 124H43V122H42ZM59 124H60V123H58V125H59ZM78 124H79V122H78ZM81 124H82V123H81ZM85 124H86V123H85ZM85 124H84V125H85ZM88 124H89V123H88ZM88 124H87V125H88ZM102 124H103V123H102ZM106 124H107V123H106ZM127 124H128V123H127ZM127 124H126V125H127ZM140 124H141V123H140ZM167 124H168V123H167ZM47 125H48V124H47ZM51 125L53 126L54 124L51 123ZM51 125H50V126H51ZM62 125H63V124H62ZM67 125H68V123H67ZM168 125H169V124H168ZM36 126H37V125H36ZM43 126L45 127V125H43ZM56 126H57V125H56ZM106 126L109 127L108 125H106ZM162 126H163V125H162ZM200 126H201V125H200ZM27 127H29V126H27ZM40 127H42V125H41ZM44 127H43L42 129L47 128V126H46L45 128H44ZM65 127H66V126H65ZM65 127H64V128H65ZM74 127H76V125H75ZM103 127H105V125H103ZM20 128H23V130L21 131ZM30 128L34 129L35 127H32V126H31ZM30 128H27V129H30ZM52 128H54V130H55V127H52ZM59 128H60V127H59ZM61 128H63V126H62ZM67 128H68V127H67ZM113 128H115V127H113ZM119 128H120V127H119ZM161 128H162V127H161ZM4 129H5V130H4ZM32 129H31V133L29 132L30 130H28V132H26V136H27V137H32V138H33L34 136H37V137H35V139H31V142H30V143H32V140H34V142H35V141H37V142L39 141V143L41 142V143L44 144L43 147L40 148V149H42V150H41L42 152H41V154L39 153V157H40V155L42 156V154L44 155L43 157H45L44 152H46L45 150H46L47 148H46V149H44V148H45L46 146L48 147L49 144L51 145L52 141H53V144H52L51 146H49V149H48V151H47L48 153H49V151H51V150H52V152L55 151L54 153H56V151L59 152V151L63 150L64 147H65V144H66V143H64L65 140H68L69 137H72V136H73V135H71V136H70V135H67V134H68V133H67V134H66V136H67L66 138H67V139H66L65 136H64V142H61V140H62L61 137H63V136L61 135L62 132L60 133V135H61L60 138H58V137L60 136V135H59V132H58L57 134H55V133L58 131V129H57L56 132H53L54 130H53V131H49V132H47L48 130L46 131V129H45L44 131L47 132V134H46V132H45V134H46L45 136H47L48 134L50 135V136L48 135L47 137H44V134L41 135V133H39V134H37V135H32V134H36V133H35L36 131L33 130V132H32ZM37 129H38V127H37ZM39 129H40V128H39ZM47 129H48V128H47ZM49 129H51V127H50ZM69 129H72V128L69 127ZM69 129H68V130H69ZM73 129H74V128H73ZM80 129H82V128H80ZM108 129H109V128H108ZM108 129L106 128L105 131H108ZM133 129H135V128H133ZM62 130H63V129H62ZM92 130H93V129H92ZM109 130H111V128H110ZM166 130H167V129H166ZM196 130H198V129H196ZM34 131H35V132H34ZM38 131H39V130H38ZM38 131H37V132H38ZM41 131H42V130H41ZM44 131H43V132H44ZM60 131H61V130H60ZM74 131H76V130H74ZM74 131H73V132H74ZM86 131H87V130H86ZM111 131H113V129H112ZM111 131H109V132H111ZM116 131H117V128H116L115 132H116ZM118 131H121V130L119 129ZM118 131H117V132H118ZM39 132H40V131H39ZM43 132H42V133H43ZM63 132H64V130H63ZM92 132H93V131H92ZM103 132H104V128H103ZM115 132H114V133H115ZM122 132H123V131H122ZM9 133H10V132H9ZM53 133H54V134H53ZM69 133H72V132H69ZM74 133H75V132H74ZM76 133H79V134H77V135L80 137L81 134L83 135L84 130L82 131L81 134H80L79 131H77ZM76 133H75V136H73V138H72L73 140H74V137H76ZM85 133H86V132H85ZM98 133H99V132H98ZM107 133H108V132H107ZM107 133L105 132L106 135H107ZM114 133L112 132V134H114ZM118 133H119V132H118ZM147 133H148V132H147ZM147 133H146V134H147ZM151 133H152V132H151ZM6 134H7V135H6ZM22 134H23V133H22ZM63 134H65V132H64ZM94 134H96V133H94ZM101 134H103V135L105 136L104 133H101ZM109 134H110V133H109ZM109 134H108V135H109ZM119 134H120V133H119ZM164 134H165V133H164ZM18 135H19V134H18ZM23 135H24V138H25V134H23ZM23 135H22V136H23ZM51 135H53V136H51ZM55 135H56V136H55ZM98 135H99V134H98ZM117 135H118V134H117ZM142 135H143V134H142ZM147 135H149V134H147ZM147 135H146V136H147ZM20 136H19V137H20ZM138 136H139V135H138ZM13 137H14V136H13ZM17 137H18V136H17ZM82 137L85 138L86 136H82ZM89 137H91V136H89ZM106 137H107V139H108V136H106ZM111 137H114V136H111ZM111 137H109V138H111ZM116 137H118V136H116ZM120 137H121V136H120ZM147 137H148V136H147ZM173 137H174V136H173ZM2 138H7V140L4 141ZM8 138H9V139L11 138L12 140H9ZM24 138H23V139L21 138L22 140L19 139V140H20V143H21V141L24 140ZM45 138H46V139H45ZM84 138H83V141H84ZM87 138H88V137H87ZM87 138H86V139H87ZM98 138H99V136H98ZM98 138H97V139H98ZM100 138H101V137H100ZM133 138H134V137H133ZM142 138H143V137H142ZM142 138H141V139H142ZM149 138H151V137L149 136ZM149 138H144L143 140H146V139H149ZM72 139H71V140H72ZM77 139H78V138H75V140H77ZM105 139H106V138H105ZM128 139H129V138H128ZM137 139H140V136H139ZM137 139H134V140H137ZM178 139H179V138H178ZM19 140H18L17 142H19ZM28 140H29V139L27 138V140L25 139L24 141H25V142H26V141L28 142ZM47 140H48V141H47ZM69 140H70V138H69ZM69 140H68V141H69ZM75 140H74V141H75ZM79 140L82 141L81 137H80ZM88 140H89V138L87 139V141H88ZM98 140L100 141V139H98ZM98 140H97V141H98ZM112 140H113V139H112ZM122 140H123V139H122ZM143 140H142V141H143ZM29 141H30V140H29ZM49 141H50V143H48ZM83 141H82V142H83ZM85 141H86V140H85ZM99 141H98V144H99L100 142H101V144H102V141H100V142H99ZM103 141H104V140H103ZM105 141H106V140H105ZM107 141H108V140H107ZM107 141H106V143H107ZM114 141H117V140H113V142H114ZM118 141H119V140H118ZM128 141H129V140H128ZM131 141L133 142V140H131ZM137 141H138V140H137ZM142 141H140V142H142ZM146 141H147V140H146ZM239 141H240V140H239ZM15 142H16V139H15ZM37 142H35V144H36ZM46 142L48 143V145H47ZM88 142H89V141H88ZM92 142H93V141H92ZM120 142H121V143H120ZM120 142H119L120 144H122V142L125 143V141H121V140H120ZM126 142H127V140H126ZM129 142H130V141H129ZM129 142H128V143H129ZM132 142H130V143H132ZM140 142L138 141V144L141 145ZM143 142H144V141H143ZM148 142H149V141H147L146 143L144 142V144H145V145H146V144L148 145ZM152 142H154V140H153ZM165 142H166V141H165ZM174 142H175V141H174ZM174 142H173V143H174ZM6 143H8V144L11 146L10 142H6ZM12 143H13V142H12ZM23 143H24V142H23ZM23 143H22V144H23ZM30 143L28 142V145H29ZM41 143H40V146H41ZM74 143H75V142H74ZM76 143H78V141H77ZM93 143H95V142H93ZM96 143H97V142H96ZM96 143H95V144H96ZM106 143L104 142V144H106ZM114 143H115V142H114ZM130 143H129V145H131ZM160 143H161V142H160ZM162 143H163V142H162ZM176 143H177V142H176ZM8 144H7V146H6V145H5V146L8 147ZM37 144H38V143H37ZM71 144H72V143H71ZM90 144H91V143H90ZM104 144H103V145H104ZM107 144H108V143H107ZM144 144H143V145H144ZM240 144H241V143H240ZM0 145H2V147H3L4 144H0ZM24 145L26 146L27 143H25ZM32 145H33V144H32ZM32 145H30V146L32 147ZM45 145H46V146H45ZM68 145H69V143H68ZM68 145H67V146H68ZM75 145H76V144H75ZM80 145H81V144H80ZM82 145H84V144H82ZM112 145H113V144H112ZM114 145H115V144H114ZM114 145H113V149H114ZM123 145H124V146H122V147H124V149H125L124 151H126V148H129V147H128L129 145H127V144H123ZM126 145H127V147L125 148ZM134 145H135V144H134ZM140 145H139V147H140ZM145 145H144V146H145ZM155 145H156V144H155ZM160 145H161V144H160ZM189 145H190V144H189ZM250 145H252V144H250ZM259 145H260V144H259ZM10 146H9V147H10ZM15 146H16V145H15ZM25 146H23V147H25ZM37 146H38V145H37ZM67 146H66V147H67ZM72 146H74V145H72ZM87 146H88V145H87ZM87 146H86V147H87ZM98 146H99V145H98ZM109 146H111V145H110V144H109L108 146L105 145L104 147H108V150H109ZM116 146H117V145H116ZM132 146H133V145H132ZM151 146H153V144H151ZM2 147H1V149H3ZM12 147H14V145H13ZM18 147H19V146H18ZM68 147L70 148V146H68ZM75 147H76V146H75ZM79 147H81V146H79ZM136 147H138V146L136 145ZM146 147H147V146H146ZM146 147H145V148H146ZM165 147H166V146H165ZM171 147H173V146H171ZM171 147H170V149H171ZM177 147H178V146H177ZM236 147H238V146H236ZM4 148H5V147H4ZM14 148H15V147H14ZM27 148H28V146H27ZM36 148H37L36 146L34 147L35 150L32 148V149L35 151V153H36ZM69 148H68V150H69ZM77 148H78V147H76V149H77ZM82 148H83V147H82ZM82 148H80V149H82ZM89 148H90V147H89ZM89 148H87V149H89ZM96 148H97V147H96ZM110 148H111V147H110ZM115 148H118V147H115ZM130 148H131V147H130ZM133 148H134V147H133ZM142 148H143V147H142ZM145 148H144V150H145ZM160 148H161V146H160ZM160 148H159V149H160ZM1 149H0V150H1ZM8 149H9V148H8ZM21 149H22V147H21ZM21 149H20V151H21ZM23 149L26 151L25 148H23ZM38 149H39V146H38V148H37V152H39V150H40V149H39V150H38ZM87 149H86V151H85V152H87V155L83 152L84 150H79V149H77V150H72V149H70V152L72 153V156H71V157H73V159H71V162H73V163H71L72 165H70V166H69L70 162H69V164L67 163L68 165H66V164H65V161H63V160H65L66 156L69 154V153L67 154L68 150H66V151H67V152H66L65 149H64V152H66L65 154H67V155L65 156V158L62 159V157H63V153L60 152L59 154L62 153V154H61L62 157L60 156V158H56V159H55V157H54V159H55V160L58 159L59 161H60V159H61V161H60L61 163H60V164H63V163H64L66 166H69V167H67L68 169H69L70 167H71V169L73 168V170L70 169V170H71V173L75 170V172H77L76 174H78V173H79L78 171L80 170V171H81L80 174H82V170H81V169L83 168V166H86V167L88 166V168H90V167L92 166V165H91V166L89 167L88 164L85 165V164L88 162V160H89V162L92 163V161H90V159L92 160V157H93V159L95 160V159L98 157V156H97L98 154L95 155L96 152H95V151L93 152V149H94V148L92 149V154H91L92 156H91L90 154H88V151H89V153H91V150H88V151H87ZM101 149H102V147H101ZM149 149L152 150V151L155 150V149H151V148H149ZM162 149H163V148H162ZM162 149H161V150H162ZM255 149H256V148H255ZM258 149H259V148H258ZM258 149H257V150H258ZM6 150H7V148H5V151H6ZM10 150H13V149L10 148ZM24 150H23V152H25ZM29 150H31L30 147L27 149V151H29ZM71 150H72V151H71ZM104 150H105V149H104ZM104 150H101V154H103L102 152H104ZM106 150H107V149H106ZM116 150L119 151L120 149H116ZM121 150H123V148H122ZM121 150H120V151H121ZM127 150H128V149H127ZM139 150L141 151L142 149H138V152H140ZM147 150H148V147H147ZM173 150H174V149H171V151H173ZM226 150H227V149H226ZM226 150H225V151H226ZM229 150H230V148H229ZM229 150H227V151H229ZM3 151H4V150H2V151H0V152L3 153ZM7 151H9V150H7ZM13 151L15 152V150H13ZM20 151H19V152H20ZM112 151H113L112 149H111V151H109V155L112 153ZM132 151H133V149L130 150V153H129L128 151H126V152H124V153L131 154ZM152 151H149V152H152ZM155 151H156V150H155ZM162 151H163V150H162ZM162 151H161V152H162ZM169 151H170V150H169ZM177 151H178V150H177ZM220 151H223V150H220ZM225 151H224V152H225ZM244 151H245V150H244ZM19 152H17V153L20 154L21 152H20V153H19ZM29 152H32V151H29ZM47 152H46V153H47ZM52 152H50V154H51ZM81 152H82V153H81ZM99 152H100V151H99ZM110 152H111V153H110ZM133 152H137V150L135 149ZM133 152H132V156L134 157L135 154H133ZM149 152H144L143 154L148 153V154L146 155V156H148V155H149ZM157 152L159 153V150H158ZM187 152H188V151H187ZM230 152H231V151H230ZM245 152H248V151H245ZM254 152H255V151H254ZM5 153H6V152H5ZM15 153H16V152H15ZM17 153H16V154H17ZM33 153H34V152H32V154H33ZM35 153H34L33 155H35ZM48 153H47V154H48ZM54 153H52V155H53ZM71 153H70V155H71ZM93 153H94L95 156H93ZM97 153H98V150H97ZM104 153H105V152H104ZM116 153H117V151H114V152H113V154H116ZM122 153H123V151H122ZM153 153H154V152H153ZM153 153H152L151 155H153ZM170 153H171V152H170ZM170 153H169V154H170ZM183 153H184V152H183ZM219 153H220V152H219ZM0 154H1V153H0ZM12 154H14V153H12ZM27 154H28V155H27ZM27 154H26V155L29 157V154H30V153L27 152ZM32 154H31V155H32ZM65 154H64V155H65ZM77 154L81 155L82 157H79V155H77ZM101 154H100V156L97 158V161H98V159H99V160H102V159H100V157H102L104 160H107V159H105L107 154L105 153V154H104L105 156H104V155L101 156ZM113 154H112V155H113ZM119 154H120V152H118V155H119ZM138 154H139V153H138ZM155 154H156V153H155ZM155 154H154V156H153L154 158H155ZM159 154H160V153H159ZM162 154H163V153H162ZM222 154H223V153H222ZM222 154H220V156H221ZM233 154H237V153H234V152H233ZM245 154H246V155H247V154L249 155V152H248V153H245ZM245 154H244V155H245ZM5 155H6V154H5ZM8 155H9V154H8ZM20 155H21V154H20ZM37 155H38V154L36 153V157H35V158H36L37 160L39 159V161L37 162V163H39L40 160H42V159H40L39 157L37 158ZM52 155H51L50 157H52ZM84 155H85V156L90 155L89 159H88V157H84ZM112 155H111V156H107V158H109V163H107V169H110V168H108V166H110V163H111V162H113L112 164H114V163L116 162V159H117V158H118L117 161H119L120 158H121V160H122V159H125V160H123V161H125V162L128 161V160H127V159H128V158H127V157H128L127 155L123 156L124 158H123V157H120V158H119L118 155H116V157H115L116 159H113L114 157H113ZM120 155H121V154H120ZM136 155H137V154H136ZM140 155H142V154H140ZM151 155H150V156H151ZM163 155H164V154H163ZM163 155L161 156L162 158H163ZM209 155H210V154H209ZM216 155H217V154H216ZM228 155H229V154H228ZM248 155H247V157H248ZM253 155H254V154H253ZM6 156H7V155H6ZM6 156H4V157L1 156V157L4 159ZM11 156H12V155H11ZM13 156H14V155H13ZM27 156H26V158H27ZM46 156H47V155H46ZM54 156H56V155H54ZM103 156H104V157H103ZM114 156H115V155H114ZM129 156H130L129 159L131 160V157H132V156H131V155H129ZM211 156H212V154H211ZM231 156H232V153H231ZM233 156H237V155H233ZM9 157H10V156H9ZM9 157H8V160H10ZM24 157H25V156H24ZM24 157H22V158L24 159ZM30 157H31V156H30ZM30 157L28 158V160L30 159ZM33 157H34V156H33ZM57 157H58V156H57ZM68 157H69V156H68ZM94 157H95V158H94ZM110 157H111V158H110ZM112 157H113V158H112ZM178 157H179V156H178ZM239 157H240V156H239ZM242 157H243V156H242ZM247 157H246V158H247ZM11 158H12V157H11ZM14 158H15V157H14ZM20 158H21V157H20ZM31 158H32V157H31ZM35 158H34V159H35ZM46 158H47V157H46ZM46 158H44V159H46ZM69 158H70V157H69ZM69 158H66V161H70ZM134 158H139V157H134ZM142 158H145V159H146L147 157H142ZM148 158H149V157H148ZM164 158H165V157H164ZM183 158H184V157H183ZM227 158H228V157H227ZM15 159H16V158H15ZM15 159H13V160H15ZM32 159H33V158H32ZM34 159H33V161H34ZM48 159H50V158H48ZM87 159H88V160H87ZM112 159H113V161L110 162V160H112ZM132 159H133V158H132ZM149 159H151V158H149ZM181 159H182V157H181ZM188 159H189V158H188ZM192 159H194V158H192ZM217 159H218V158H217ZM0 160L2 161V159H0ZM4 160H5V159H4ZM20 160H21V159H20ZM28 160L26 159V161H28ZM37 160H36V161H37ZM72 160H73V161H72ZM94 160H93V162H94ZM121 160H120L119 162H121ZM136 160H138V159H136ZM143 160H144V159H143ZM146 160H148V159H146ZM151 160H155V159H151ZM151 160L143 161V162H148V164H150V163H151ZM182 160H183V159H182ZM228 160H229V159H228ZM238 160H239V158H238ZM16 161H17V160H16ZM36 161H35V162H36ZM97 161H95V162H97ZM114 161H115V162H114ZM123 161H122V162H123ZM131 161H132V160H131ZM141 161H142V160H141ZM141 161H138V162H141ZM158 161H159V160H158ZM187 161H188V160H187ZM3 162H5V161H3ZM11 162H12V164H13L14 161H11ZM11 162H10V163H11ZM17 162H18V161H17ZM24 162H25V161H24ZM30 162H31V161H29V163H30ZM44 162H45V161H44ZM44 162H43V163H44ZM49 162H53V159H52V161H49ZM62 162H63V163H62ZM78 162H79L80 164H78ZM101 162H102V161H101ZM101 162L98 161V163H101ZM106 162H107V161H106ZM122 162H121V163H122ZM125 162H124V163H125ZM133 162H134V164H132ZM149 162H150V163H149ZM155 162H156V161H155ZM155 162H154V163H155ZM0 163H1V162H0ZM18 163H20V161H19ZM27 163H28V162H27ZM32 163L34 164V162H32ZM32 163H31V164H32ZM37 163L34 164V165H36V166H35V167H36L35 171L39 169L38 167L42 166V165L39 166L40 163L37 165ZM45 163H46V162H45ZM57 163H58V162H57ZM91 163H90V164H91ZM103 163H104V161H103ZM117 163H118V162H116V166H117V168H118V170H119V168H121V166H120L121 164L118 163L119 165H117ZM132 163H131V166H132V165L134 166V165H135V159H134V161H132ZM152 163H153V162H152ZM152 163H151V164H152ZM158 163H159V162H158ZM163 163H164V162H163ZM184 163L186 164V162H184ZM191 163H192V162H191ZM217 163H218V162H217ZM217 163H216V164H217ZM219 163H220V162H219ZM239 163H240V162H239ZM1 164H2V163H1ZM1 164H0V165H1ZM6 164H7V163H6ZM6 164H5V165H6ZM23 164H26V163H23ZM23 164H22V165H23ZM46 164H48V162H47ZM49 164H50V163H49ZM94 164H95V163H93V166H94ZM96 164H97V163H96ZM96 164H95V165H96ZM112 164H111V165H112ZM126 164H127V162H126ZM137 164H138V163H137ZM140 164H141V163H140ZM143 164H144V163H142L141 168H143V169H144V168H148V167L146 166L147 164H144V166H143ZM156 164H157V163H155L154 165H156ZM161 164H162V162H161ZM173 164H174V163H173ZM187 164L189 165L190 163L187 162ZM193 164H195V163H193ZM210 164H211V162H210ZM229 164H231V163H229ZM233 164H234V163H233ZM240 164H241V163H240ZM5 165H4L5 168L2 167V168H3V172H2L3 174H4V169H7V167L9 166V164H8L7 166H5ZM13 165H14V164H13ZM43 165H45V164H43ZM51 165H52V164H51ZM56 165H57V168H56L57 170H56V172H58V173L60 172L61 169H64L63 167L65 166V165H63V166L61 167V166H59L58 164H56ZM122 165H123V163H122ZM138 165H139V164H138ZM154 165L152 164V167H153ZM164 165H165V164H163V166H164ZM188 165H187V166H188ZM218 165H219V164H218ZM249 165H250V163H249ZM14 166H15V167H14ZM14 166H12V167L10 166L11 168H10L9 170L13 169V167H14L13 170H15V168H16V164H15ZM19 166H21V165H18L17 168H18ZM24 166H25V165H24ZM37 166H38V167H37ZM46 166H47V165H46ZM46 166H45V168H46ZM48 166H49L48 168L50 169V165H48ZM79 166H81V167H80L81 169H79V170L77 171V169H78ZM102 166H103V168L106 167V165L104 166L103 164H101V167H102ZM112 166H113V165H112ZM112 166H111V168H112ZM116 166H115V167H116ZM118 166H120V167H118ZM127 166H128V168H127ZM127 166H126V165L123 166V167H125V168L128 170V171H127L126 169L123 168V169H124V170L122 171L123 173L125 172V170H126V172H130V173L132 172V171H129V169L131 168L130 163H129V165H127ZM129 166H130V168H129ZM133 166H132V169L134 170ZM136 166H137V165H136ZM142 166H143V167H142ZM149 166H151V165H149ZM157 166H158V165H157ZM165 166H166V165H165ZM214 166H215V165H214ZM237 166H238V165H237ZM22 167H23V166H22ZM22 167H21V168H22ZM32 167H33V166H32ZM60 167H61V169L59 170ZM97 167H99V166L97 165V166H96V169H98ZM101 167H99V168L102 170ZM113 167H114V166H113ZM115 167L113 168V170L111 169V170H108V171H109V172H112V171L115 172L114 169H117V168H115ZM138 167H139V168H138V172H137V173L139 174V171H141V170H140L141 168H140V166H138ZM159 167H161V166H159ZM173 167H174V166H173ZM210 167H211V166H210ZM229 167H231V166H229ZM232 167H234V166H232ZM247 167H248V166H247ZM8 168H9V167H8ZM37 168H38V169H37ZM45 168H44V166H43V169H45ZM48 168H47V169H48ZM74 168H77V169H74ZM94 168H95V167H94ZM154 168H155V170H153ZM154 168L152 169V170H153L152 173H153L154 171L156 172V170H157V169H156L157 167L154 166ZM161 168H163V167H161ZM23 169L25 170V168H23ZM26 169H27V167H26ZM43 169H42V170H43ZM83 169H84V168H83ZM107 169H106V170H107ZM121 169H122V168H121ZM121 169H120L119 172H121ZM132 169H131V170H132ZM136 169H137V167H136ZM143 169H142L141 173L144 172ZM9 170L7 169L6 171L9 172ZM13 170H12V171H13ZM18 170H20V169H18ZM39 170H40L41 173L43 172V174H41V176H43V178L46 177V175H47L46 178H48V174H47V173H49V172L46 171V175H45V174H44V173H45L44 170L41 171V167H40ZM54 170H55V169H54ZM92 170H93V169H92ZM92 170H91V171H92ZM94 170H95V169H94ZM94 170H93V171H94ZM101 170H100V173H102ZM103 170H104V169H103ZM149 170H151V168H150ZM149 170H148V171H149ZM162 170H163V169H162ZM6 171H5L6 174H4V175L7 176V175H8V174H7L8 172H6ZM12 171L9 172V173H12ZM49 171H50V170H49ZM63 171H64V170H63ZM87 171H88V170H87ZM95 171H96V170H95ZM97 171H99V170H97ZM104 171H105V170H104ZM108 171H105L103 176H105V175L108 176ZM136 171H137V170H136ZM136 171H134V173H136ZM228 171H229V170H228ZM15 172L18 173V171H15ZM15 172H14V173H15ZM38 172H39V171H38ZM40 172H39V173H40ZM56 172H55V173H56ZM65 172H67L68 175H70V174H69L70 172L67 171L66 168H65ZM75 172H73V173H75ZM88 172H90V170H89ZM116 172H117V171H116ZM122 172H121V173H122ZM126 172H125L123 175H124V176L129 175L128 180H130V176H131V175H130V173H127V174H126ZM145 172H146V176H143V175H142L143 173L141 174V176H143L146 180L148 179V180H147L148 182H149L151 179H152L151 183H152V182H155V181L158 180V179H157L158 176H159L158 174L155 175V176L158 175L157 178H156L157 180L153 181V179H155V176H154L153 178L150 177V176L153 175V174H152V175H149L151 171H150L149 174H148V173H147V169H146ZM180 172L183 173L182 171H180ZM221 172H222V171H221ZM223 172H224V171H223ZM231 172H232V171L230 170V172H227V173L230 174ZM19 173L21 174V172H19ZM51 173H52V171H51ZM53 173H54V172H53ZM61 173H63V172H61ZM86 173H87V172H86ZM90 173H92V172H90ZM90 173H87V175L90 174ZM98 173H99V172H98ZM117 173H118V172H117ZM121 173H119V174L121 175ZM134 173L132 172V174H134ZM0 174H1V173H0ZM20 174H18V175L20 176ZM29 174H30V173H29ZM35 174H36V173H35ZM64 174L66 175V173H64ZM80 174H79V175H80ZM110 174H111V173H109V176H110ZM125 174H126V175H125ZM147 174H148V175H147ZM154 174H155V173H154ZM172 174H173V173H172ZM178 174H180V173H178ZM189 174H190V173H189ZM189 174L187 173V175H189ZM239 174H240V173H239ZM1 175H2V174H1ZM44 175H45V176H44ZM60 175H61V174H60ZM60 175L56 174V178H57V176H58V178H60V177H61ZM87 175H85V172H84V175H83V176H87ZM90 175H91V174H90ZM95 175H96V174H95ZM95 175L93 174V176H95ZM97 175H99V174H97ZM100 175H102V174H100ZM111 175H112V174H111ZM114 175L116 176L115 173H114ZM123 175H122V176H123ZM144 175H145V174H144ZM169 175H171V174H169ZM174 175H175V174H174ZM174 175H173V177H177V176H178V177H177L178 180H179V177L182 178L181 175H180V176L177 175V174H176L177 176H176V175L174 176ZM224 175H225V174H224ZM2 176H3V175H2ZM2 176H1V178H0V181H1V179H2V181H4V183H5V179H6L7 181L10 179V178H9L10 174L8 175V179H7L6 176H4V177H2ZM19 176H17V177L19 178ZM32 176H33V175H31V177H32ZM35 176H36L37 178H41V177H38V176H40V174H39L38 176H37V175H35ZM35 176H34V177H35ZM49 176H50V175H49ZM59 176H60V177H59ZM74 176H75V178H74ZM74 176H72V177H73L74 179H77V178H76V175H74ZM83 176H82L81 179H82V180H85V179H83V178H84ZM107 176H105V177H107ZM117 176H118V174H117ZM124 176H123V177H124ZM141 176L139 175L138 177H141ZM147 176H149V178H147ZM167 176H168V175H167ZM171 176H172V175H171ZM182 176H183V175H182ZM196 176H197V175H196ZM196 176H195V177H196ZM11 177H12V179L14 180V178H13L12 175H11ZM17 177L15 176V178H17ZM22 177H23V175H22ZM25 177H26V176H25ZM67 177L69 178V176L66 175V177H65L64 179H66ZM72 177L70 176V178H69V179H71V181L74 180ZM77 177H78V176H77ZM80 177H81V176H80ZM100 177L103 178L102 176H100ZM118 177H119V176H118ZM123 177H122V178H123ZM132 177H134V175H133ZM136 177H137V175H136ZM138 177H137V178H138ZM199 177H200V176H199ZM4 178H5V179H4ZM18 178H17V179H18ZM27 178H28V175H27ZM27 178H26V179H27ZM53 178H55V176H54ZM85 178H86V177H85ZM120 178H121V177H120ZM120 178H118V182H119ZM144 178H142V179L144 180ZM177 178H176V179H177ZM184 178H185V175H184V177H183L182 179H184ZM205 178H206V177H205ZM213 178H214V177H213ZM248 178H249V177H248ZM260 178H261V177H260ZM41 179H42V178H41ZM49 179H50V178H49ZM95 179H96V178H94V177H93V179H92V178H91V179L89 178V180H92V181L94 180V182L96 181ZM98 179H100V178L98 177L97 180H98ZM109 179H110V177H109ZM109 179H107V180H109ZM114 179H115V177H114ZM114 179H113V180H114ZM123 179H124V178H123ZM123 179H121V180H123ZM138 179H140V178H138ZM138 179H136V180L139 182ZM149 179H150V180H149ZM159 179H160V178H159ZM163 179H164V177L161 179V181H158V184H157V185H159V187H160V186L163 187L165 183H166V185L168 186L167 180L165 181V179H164L165 182H162ZM196 179H197V177H196ZM209 179H210V178H209ZM13 180H12V181H13ZM20 180H21V179H19V181H20ZM34 180H35V179H34ZM34 180H32V181H34ZM42 180H43V179H42ZM44 180H45V179H44ZM47 180H48V179H47ZM47 180H46V181H47ZM101 180H102V179H101ZM115 180H117V179H115ZM125 180H126V179H125ZM133 180H134V179H133ZM133 180H132V181H133ZM140 180H141V179H140ZM143 180H142V183H143ZM169 180H170V177H169L168 181H169ZM171 180H172V179H171ZM171 180H170V181H171ZM184 180H185V179H184ZM184 180H183V182H182V183H184V184H181V183H178V184H177V183H176V184H174V186L176 187V185H178L177 187H179V184H181L180 186L183 187V185H185V181H184ZM190 180H191V179H190ZM200 180H201V179H200ZM200 180L198 179V181H200ZM212 180H213V179H212ZM9 181H11V179H10ZM36 181H37V180H36ZM55 181H57V180H55ZM64 181H65V180H64ZM64 181H62V183H63ZM69 181H70V180H69ZM69 181H68V182H69ZM76 181H77V180H76ZM78 181H79V178H78ZM92 181H91V183H88V182H87L88 185H89V184L93 185L92 183H94V182H92ZM105 181H106V180H105ZM130 181H131V180H130ZM130 181H128V182H130ZM137 181H136V182H137ZM170 181H169V182H170ZM179 181H180V180H179ZM179 181H178V182H179ZM181 181H182V180H181ZM207 181H208V178H207ZM14 182H15V181H14ZM14 182H13V183L10 182L11 184H10L9 182H8V184H7V182H6V184L3 185V186H6V187H3V188H4V189H7V188L9 187V186H7V185H12V184H14ZM37 182H39V181H37ZM49 182H53V181H52V180H51V181L48 180V181L46 182V184L48 183V184L50 185L51 183H49ZM66 182H67V181H66ZM84 182H85V181H84ZM96 182H97V181H96ZM102 182H104V179H103ZM106 182H107V181H106ZM110 182H112V179H111ZM118 182L116 181V182H114V183H117V184H118ZM128 182H125V184H124V185L122 184V186L124 187L125 185L128 184ZM134 182H135V181H134ZM148 182H147V183H148ZM159 182H160V183L162 182L161 185H160ZM173 182H174V178H173V180H172V183H173ZM175 182H176V181H175ZM186 182H191V181H187V180H186ZM193 182H194V181H192L191 185L194 184ZM195 182L198 183L197 181H195ZM241 182H242V181H241ZM256 182H257V181H256ZM262 182H263V180H262ZM0 183H1V182H0ZM2 183H3V182H2ZM23 183H27V182H24V181H23ZM29 183H30V182H29ZM35 183H36V182H35ZM64 183H65V182H64ZM71 183H73V181L70 182V183H68L67 185H64V188H65V186H68V185H70ZM74 183H75V182H74ZM78 183H79V182H78ZM78 183L76 182V185H77ZM85 183H86V182H85ZM87 183H86V184H87ZM99 183H100V182H99ZM120 183H122V182H120ZM126 183H127V184H126ZM140 183H141V181H140L138 184H140ZM155 183H156V182H155ZM163 183H164V184H163ZM207 183H208V182H206L205 184H204V183H202V184L206 185ZM250 183H251V182H250ZM260 183H261V181H260ZM15 184H16V182H15ZM15 184L13 185V187L15 186ZM19 184H21V183H19ZM44 184H45V183H44ZM52 184H53V185L50 186V187H49V185H48L47 188H46V186H44V185H39V186H40V187H41V186H42V187L44 186L43 189H42V187H41V190H44V191H46V192H47L48 190H50L49 193H52V192H53V196L55 197L54 194H57V193H59V192L56 191L55 189H53V186L55 185V182L52 183ZM83 184H84V183H83ZM83 184H82V185H83ZM103 184H104V183H103ZM106 184H107V183H106ZM108 184H109V182H108ZM112 184H113V182H112ZM112 184H111V185H112ZM134 184H135V183H134ZM138 184H137V186L132 185V186L134 187L133 189H131L132 186H129V185H131V184H129V185H128V186H129V189H127V188H126L127 186H126V187H125V188H126L125 190L128 192L129 190H130V191H131V190H134L135 187H136V190H138V189H137V188H139V187H138ZM144 184H145V183H144ZM162 184H163V185H162ZM210 184H211V183H210ZM252 184H254V183H252ZM22 185H23V184H21V186H22ZM25 185H26V184H25ZM25 185H24V186H25ZM97 185H98V183H97ZM100 185H102V184H100ZM153 185H154V183H153ZM157 185H156V187H158ZM169 185H171V187H172V184H169ZM188 185H189V186H188ZM188 185H187V183H186V186H188V187H189V190H191V188H192L195 184H194L193 186H191V188H190V184H188ZM196 185L198 186V185H200V183H199V184H196ZM196 185H195V186H196ZM208 185H209V184H208ZM255 185H256V184H255ZM0 186H1V185H0ZM24 186H23V187H24ZM28 186H29V185H28ZM56 186H58V185H56ZM56 186H55V187H56ZM71 186H72V185H71ZM71 186H70V187H71ZM83 186H84V185H83ZM89 186H90V185H89ZM98 186H99V185H98ZM98 186L95 185V187H98ZM106 186H108V185H106ZM106 186H105V188H106ZM112 186L115 187L114 184H113ZM112 186H111V187H112ZM120 186H121V185H120ZM174 186H173V188H175ZM195 186H194V187H195ZM197 186H196V187H197ZM201 186H203V185H201ZM252 186H254V185H252ZM23 187H22V188H23ZM32 187H33V186H32ZM37 187H38V186H37ZM51 187H52V188H51ZM75 187H76V186H74V188H75ZM78 187H80V186H78ZM85 187H86V185H85ZM91 187L95 188L94 186H91ZM101 187H102V186H101ZM117 187H118V186H117ZM117 187H115V188H117ZM123 187H121V189L119 188V190L122 191V196L127 195L128 197L130 196V198H131L132 196H131V192H130V191H129V192H130V195H128L129 193L123 195L124 192H126V191L122 190ZM145 187H147L146 184H145ZM145 187L143 186V189H144V190L146 189ZM148 187H149V186H148ZM148 187H147V188H148ZM152 187H153V186H152ZM165 187H166V186H165ZM165 187H164V188H165ZM169 187H170V186H169ZM171 187H170V188H171ZM194 187H193L192 190H194ZM9 188H10V187H9ZM45 188H46V189L51 188L52 190H55L57 193H54V191H52L51 189L46 190ZM61 188H62V187H61ZM74 188H73V189H74ZM76 188H77V187H76ZM149 188H150V187H149ZM164 188H163V189H164ZM173 188H172V189L167 188V190L169 189L168 191H171V190H173ZM183 188H184V187H183ZM186 188H187V187H186ZM198 188H200V187H197V189H198ZM245 188L247 189L246 186H245ZM245 188H244V190H246ZM248 188H249V187H248ZM250 188H251V187H250ZM259 188H260V187H259ZM259 188H258V189H259ZM1 189H2V187L0 188V197L2 196V195H1V192H3V190H4V189H2V191H1ZM17 189H18V190L15 189V191H11V190H12V187H11V189H8V190L11 192V194H12L13 192L16 193V191L19 193V192H20V190H19L20 188L17 187ZM24 189H25V188H24ZM26 189H27V187H26ZM30 189H31V188H30ZM71 189H72V188H71ZM73 189H72V190H73ZM83 189H84V187H83ZM87 189H89V188H87ZM90 189L92 190V188H90ZM90 189H89V190H90ZM95 189H96V188H95ZM99 189H100V188L98 187V190H99ZM109 189H111V188H110V184H109L108 191L111 192L112 190L110 191ZM140 189H142V188H140ZM151 189H152V188H151ZM153 189H155V188H153ZM156 189H157V188H156ZM159 189H160V188H159ZM175 189H176V188H175ZM175 189H174V191H175ZM178 189H179V188H178ZM8 190H5V191H6V192H5V195H6V196H5V195H3V196H4V198L7 197L8 200H10V199L13 200V198H14V197H13L14 194H12L13 196L10 195V193H9V194H6V193L8 192ZM22 190H23V189H22ZM32 190H34V189H32ZM67 190H68V189H66V191H67ZM69 190H70V189H69ZM69 190H68V191H69ZM74 190H75V189H74ZM77 190H78V188H77ZM77 190H75V191H77ZM81 190H82V188L79 189V190L77 191V193L80 194L79 192H81ZM96 190H97V189H96ZM98 190H97L96 192H98ZM101 190H102V189L99 190L100 193L102 192ZM104 190H105V189H104ZM161 190H162V189H161ZM181 190H182V188L180 187V190H177L176 193H177L178 191L181 192ZM186 190H188V189H184V191H186ZM244 190H243V191H244ZM248 190H249V189H248ZM252 190H253V189H252ZM34 191H35V190H34ZM36 191H38V189H36ZM44 191H43V192H44ZM59 191H60V187H59ZM83 191H86V188H85V190H83ZM114 191H116V190H113L112 192L114 193ZM123 191H124V192H123ZM145 191H146V190H145ZM156 191H157V190H156ZM174 191L171 192V193L173 194ZM243 191H241V192H243ZM28 192H29V191H28ZM71 192H72V191H71ZM93 192H94V191H92V193H93ZM96 192L94 193L95 196H97V193H96ZM132 192H133V191H132ZM136 192H139V190L136 191ZM148 192H149V191H148ZM148 192H147V193H148ZM180 192H179L178 194H180ZM190 192H191V191H190ZM245 192H246V191H245ZM18 193H16V195H17ZM20 193H21V192H20ZM24 193H25V192H24ZM30 193H31V192H30ZM49 193H46V194H49ZM69 193H70V192H69ZM87 193H88V191H87ZM92 193H91V194H92ZM103 193H104V192H103ZM142 193H144L143 190H142ZM149 193H150V192H149ZM168 193H170V192H168ZM182 193L184 194L183 191H182ZM185 193H189V192H185ZM2 194H4V193H2ZM21 194H23V193H21ZM27 194H28V193H27ZM27 194L25 193V194H23V195H24V196H27L26 198L28 199V196H29V195H27ZM39 194H40V192H39ZM44 194H45V193L40 194V197H41V195H42L41 198H43V199H40V197H38L41 201L44 200V199L47 200L48 195L45 197V196H43ZM78 194H77L76 197H74V200H75V198H76L75 201H76V203L78 204V205L76 204L77 206H79V204H80L79 202H77L78 197H79ZM82 194H84V195L86 196L85 193H82ZM82 194H81L80 196H82ZM94 194H93V195H94ZM104 194H105V193H104ZM107 194H108V193H107ZM109 194H111V193H109ZM114 194H115V193H114ZM114 194H113V196H116V195H114ZM117 194H118V193H117ZM119 194H120V193H119ZM135 194H137V193H134V195H135ZM151 194H152V193H151ZM157 194H158V193H157ZM159 194H160V192H159ZM161 194H162V192H161ZM165 194H166V192H165L164 194H162L163 197H164ZM178 194H177V196L174 195L173 197H174V198L179 197ZM238 194H239V193H238ZM238 194H237V195H238ZM258 194H259V193H258ZM8 195L12 196L13 198L11 197V198L9 199L10 196H8ZM23 195H22V196H23ZM32 195H33V192H32V194H31V196H29V197L32 198ZM51 195H52V194H51ZM51 195H50V196H51ZM59 195L65 197L64 193H63V195H62V192H61V191H60V194H59ZM59 195H56L55 199L60 198V197H58ZM73 195H74V194H73ZM84 195H83V197H85ZM99 195H101V194H99ZM143 195H144V194H143ZM166 195H167V194H166ZM248 195H249V193H248ZM33 196H34V195H33ZM35 196H38V195L35 194ZM50 196H49V197H50ZM87 196H88V195H87ZM87 196H86V197H87ZM90 196H91V195H90ZM101 196H102V195H101ZM101 196H100V198H99V197H94V196H93L94 199H95V201H91L92 199H89V198H90V197H89V198H88L89 200L87 199V201H86V202H89V203L86 204V202H84V203H85L84 206H87V205H88V207H90V208H91V207H94V208H98V207H99L100 209L98 208V209H96V211L99 210L101 214L99 213V211L97 212L99 215H98L95 211H93V212H95V215H94V214L92 213V209L94 210V208H91V209H90V208H87L86 211L89 209V210L91 211V213L94 215L93 218H92L91 215H90V216L87 215V217H85V219H83L82 221H81L80 218H79V220H77V221H78V222L80 221V222L77 223V224H75V222H74V221H76V219H73V220H72L73 225H75V229H76V231H77L78 234L75 233L76 236L74 235V237H72V236H70V237H72V238H71L72 240H73V238H74V239L78 238V241H79V242H75V245H77L76 243H78V245H79V250L76 249L77 247H76L75 245H71V244H70V245L72 246V247H71V250H72V248L74 247V248L76 249V252H77V250H78V253H76V252L74 251V253H76L75 255H73L74 253L70 254L71 256L73 255L72 258H71V256H70V259H71V260L68 259L69 257L66 258V256H67V255H66L65 257H63V258H65V261H67V262H69V263L72 262L71 264H81L83 260L85 261V260L87 259L88 262H86V264H87V263L90 264L91 261H92L91 263H94V262H96V261H99V262H100L101 259H102V262H103V257H104L105 259H107L108 262L110 261V263H111V261L113 260V261H112V264H113V262L117 261V259L114 260V257L112 256L113 254H115L114 256H116V254H118V255H119L118 258H121V257H122L123 259H122V258H121V259H122L123 261H125V260H126L125 258L129 259V257H128L127 255L130 254V256H131V254H132V250H133V249L136 250V249H135L136 246L133 247V244H131V243H130V244L132 245L133 248H132V250H130V249H131V245L129 244V242H132V240H134V241L137 240V241H136V243H137L138 240L140 239V237H141V240H145V239L147 240V238L149 239V238L152 237L153 235H154V237H153L152 240H154L155 237H156V235H159L157 232H159V231H161V230L163 231V233H164V232L166 233V231H164L165 229H160V230H158V231L156 232V229L153 228L154 226H157V227H158L157 229L160 228V227L158 226V224L160 225L161 220H162V218L164 217V215H162L161 217L158 215V217L161 218V219H160V223H159L158 221L155 220V218H156V216H157V214H155L156 216H154V217H155V218H154V221H156V222H155V225L153 224L154 222H152L153 226H152L151 228H149V227H150L152 224L149 225V223H148V226H149V227H148V226H146L147 224L145 223V221H144V223H145L146 225L143 223V220L148 219V217H144L145 219H143L142 216H141V215H143V214H141V213H143L142 211L145 210V209H144L145 206H146V205L149 206V205L147 204V201H146V203H144V204H146L145 206H144L143 204L141 205V206L144 207V208L141 207V208H143L144 210H141V208L139 207V210H141V213H140V211H138V212H139V213H138L137 211H133V210H135V208H136L135 205L132 206L133 204H135L134 201H132V202H133L132 205H130V202H129V203L127 202V205H125L124 203H122L124 200H121L122 202L120 201V199H122V197L120 198L121 194H120V196H119V201H118L119 203L116 201V200H118V199L115 198V199H113V200H112V199H109L110 202L108 201V202H109V204H108V202H106V201H107V200H106L107 197H103V196H106V195H103L102 197H101ZM107 196H108V198H109L110 195H107ZM111 196H112V195H111ZM113 196H112V197H113ZM127 196H125V197H127ZM138 196L141 197L142 194H140V195H138ZM168 196H169V194H168ZM170 196H171V195H170ZM175 196H176V197H175ZM180 196H181V195H180ZM191 196H192V194H191ZM191 196H190V197H191ZM241 196H242V195H240V197H241ZM245 196H246V195H245ZM245 196H244V199H245ZM17 197H18V195H17ZM44 197H45V198H44ZM49 197H48V201L51 200V199H52V200L54 199V197H52V196L50 197L51 199H49ZM69 197H70L69 200H71V197H73V196H69ZM140 197H138V199H140ZM142 197H143V198H146V197H148V196H146V197L142 196ZM150 197H151V196H150ZM158 197H159V195H158ZM165 197H166V196H165ZM187 197H188V196H187ZM192 197H194V196H192ZM192 197H191V198H192ZM200 197H201V196H200ZM205 197H206V196H205ZM238 197H239V196H238ZM238 197H237V199H238ZM7 198H6V199H7ZM38 198H37V200H36V199H34V200H36V201H40V200H38ZM62 198H63V197H62ZM62 198L59 199L60 201H57V200H55V199H54V201H53V202L56 201L55 203H58V202H59V205H57L58 208H59L63 203H64L63 205L65 206V201H66V203H67V201H68V199L66 200L65 198H64L65 200L63 199V200H64V201H63ZM96 198H98V199L96 200ZM104 198H106V199H104ZM130 198H129V199H130ZM152 198H154V197H152ZM152 198H150V199L147 198V199H149V201H150ZM169 198H170V197H169ZM182 198H183V201H182V204H181V202H180V204L183 206V202H185V201H184L185 196H184V197L181 196V200H182ZM188 198H189V197H188ZM188 198H187V199H188ZM248 198H249V197H248ZM6 199H5V200H6ZM19 199H22V198H21V195H20V198H19ZM23 199H24V198H23ZM94 199H93V200H94ZM125 199L127 200V198H125ZM135 199H136V198H135ZM135 199H134V200H135ZM138 199H137V200H138ZM154 199H155V198H154ZM160 199H161V198L158 199V200H159V203H160ZM165 199H166V198H165ZM176 199H177V198H176ZM176 199H175V200H176ZM193 199L197 200L196 198H193ZM198 199H199V198H198ZM201 199H202V198H201ZM206 199H207V198H206ZM223 199H224V198H223ZM241 199H242V201H243V196L241 197ZM249 199H250V198H249ZM3 200H4V199H3ZM5 200H4L3 203L5 204L6 207L8 206V207L10 208V204L12 205V202H13V201L11 202V201H7V200H6L7 203H9V205H8V204L6 205ZM29 200H30V199H29ZM29 200H27V201H29ZM34 200H31V201H34ZM52 200H51V201H52ZM74 200H73V198H72V201H74ZM103 200H106V201L104 202ZM140 200H141V199H140ZM142 200H143V199H142ZM163 200H164V199L162 198L161 201L164 202ZM172 200H173V199H172ZM178 200L180 201V197L178 198ZM178 200H176V201H178ZM185 200H186V198H185ZM195 200H194V201H195ZM14 201H15V198H14ZM48 201H47V202H48ZM61 201H62V203H60ZM83 201H84V200H83ZM90 201H91V202H90ZM115 201H116V202H115ZM129 201H130V200H129ZM144 201H145V200H144ZM176 201H175V202H176ZM179 201H178V203H179ZM188 201H190V199L187 200L186 202H188ZM204 201H205V200H204ZM10 202H11V203H10ZM16 202H17V199H16ZM24 202H26V200H25ZM47 202H45V203H46V205L48 204V207H50V205L53 204V203H51V202L49 201V202L51 203V204L49 205V202H48V203H47ZM68 202H69V201H68ZM70 202H71V201H70ZM103 202H104V203H103ZM111 202H112V203L115 202V204L118 203L119 205H118V204H117V205H118V207H120V208L118 209V207H117L116 205H113V207H111V204H110ZM124 202H125V201H124ZM168 202H170V201H168ZM171 202H172V201H171ZM175 202H174V203H175ZM192 202H193V200H192ZM217 202H218V201H217ZM233 202H235V201H233ZM243 202H244V201H243ZM248 202L250 203L251 201H248ZM14 203H15V202H14ZM14 203H13V204H14ZM18 203H20L21 205L23 204V203L20 202V201H19ZM27 203H28V202H27ZM29 203H31V202H29ZM35 203H36V202H35ZM37 203H38V202H37ZM45 203H44V205H45ZM71 203L74 204L75 202H74V203L71 202ZM125 203H126V202H125ZM142 203H143V201H142ZM150 203H151V202H150ZM154 203H155V202H153V204H154ZM157 203H158V202H157ZM165 203H166V201H165ZM165 203H163V204H165ZM188 203H189V204H187V205H190V202H188ZM218 203H219V202H218ZM244 203H245V202H244ZM246 203H247V202H246ZM251 203H253V202H251ZM1 204H2V202H1ZM4 204H2V205H4ZM15 204H17V203H15ZM31 204H33V202H32ZM40 204H41V203H38L37 208H38L39 206L42 207L43 204H41V205H40ZM105 204H106V205H105ZM140 204H141V203H140ZM151 204H152V203H151ZM160 204H161V203H160ZM175 204H177V203H175ZM180 204H177V205L180 206ZM185 204H186V203H184V206H185ZM193 204H194V203H193ZM247 204H248V203H247ZM261 204H262V203H261ZM25 205H26V204H25ZM35 205H37V204H34L32 208L36 207ZM46 205H45V206H46ZM53 205H55V204H53ZM66 205L69 207L68 204H66ZM124 205H125V206H124ZM157 205L159 206V204H157ZM157 205H156V206L154 205V206L157 208ZM215 205H217V204H215ZM250 205H251V204H250ZM252 205H253V204H252ZM5 206H3V209H4L3 212H5L4 215H7V214L12 215L13 212H12V214H10L8 211H7V214H6V210H9V209H8V207H7V208H4ZM12 206H14V205H12ZM17 206H18V204H17ZM27 206H28V205H27ZM30 206H31V205H30ZM57 206H56V207H57ZM121 206H123V207H121ZM129 206H130V207H129ZM136 206H137V204H136ZM147 206H146V207H147ZM168 206H170L169 203H168ZM168 206H167V207H168ZM175 206H176V205H175ZM182 206H181L180 208H183V209H185V210H186V209L188 210V207H187V208H184V207H182ZM229 206H230V205H229ZM28 207H29V206H28ZM43 207H44V206H43ZM68 207H67V209H68ZM72 207H74V206L72 205ZM72 207H69L68 210H70V208H72ZM79 207H80V206H79ZM101 207H102V208H101ZM115 207H116L117 209H116ZM152 207H153V206L151 205V210H152V209L154 210V208H152ZM161 207H162V206H161ZM163 207H164V206H163ZM176 207H177V206H176ZM176 207H175V209H176ZM231 207H232V204H231ZM262 207H263V206H262ZM1 208H2V206H1ZM12 208H14V207H11V209H12ZM51 208H52V207H51ZM58 208H54V209H51V210H52V211H53V210L56 211V209H57L56 212H59V211H58ZM62 208H63V206L61 207V210H60V211H62ZM75 208H78V207H75ZM121 208H122V209H121ZM147 208H148V207H147ZM168 208H171V207H168ZM18 209H19V211H21L20 209H24V212H26V211H25L26 206H25V208L20 207V208H18ZM30 209H31V208H30ZM39 209H40V208H39ZM59 209H60V208H59ZM67 209H63V212L65 213L64 210H67ZM183 209L180 210V209L178 208V210H180V211H183ZM193 209H194V208H193ZM213 209H214V208H213ZM213 209H212V210H213ZM230 209H231V208H230ZM248 209H249V208H248ZM13 210H17L16 207H15ZM36 210H38V209H36ZM36 210H35V211H36ZM75 210H77V209H75ZM84 210H85V209H84ZM136 210H138V209H136ZM148 210H149V208H148L147 210H145L144 212L147 214ZM160 210H163V208L160 209ZM185 210H184V211H185ZM228 210H229V209H228ZM19 211L17 210V213H19ZM22 211H23V210H22ZM22 211L19 213V215H20L21 213H23ZM52 211H50V213H51ZM131 211H132V212H131ZM146 211H147V212H146ZM154 211H156V210H154ZM154 211H153V212H154ZM158 211H159V209H158ZM168 211H171V210H168ZM172 211H173V210H172ZM172 211H171V212H172ZM180 211H177V212L182 213V212H180ZM184 211H183V214H184ZM198 211L200 212V210H198ZM222 211H223V210H222ZM232 211H234V208H233V210H231V212H232ZM56 212H55V213L52 212L50 215H48L49 213H47V215H48V216H51L52 214H53V215L55 214L54 216H56ZM135 212H137V213H135ZM149 212H150V211H149ZM149 212H148V214H151V213H149ZM151 212H152V211H151ZM174 212L176 213V211H174ZM193 212H195V211H193ZM17 213H16V211L14 212L15 215H16ZM32 213H33V211H32ZM37 213H38V212H37ZM41 213H42V212H41ZM64 213H63V214H64ZM68 213H73V212L70 211V212H68ZM130 213H131V215H130ZM154 213H155V212H154ZM154 213H153V214H154ZM162 213H164V212H162ZM175 213H173V214H175ZM179 213H176V214L179 215ZM190 213H192V211H190ZM190 213H189V214H190ZM195 213H196V216L199 214L197 211H196ZM197 213H198V214H197ZM200 213H205V212H200ZM208 213H209V210H208ZM211 213H212V212H211ZM214 213H215V212H214ZM248 213H249V211H248ZM30 214H31V213H30ZM58 214H59V213H58ZM61 214H62V213H61ZM82 214H83V213H82ZM82 214H81V215H82ZM85 214H86V213H84L83 215H85ZM89 214H90V213H89ZM96 214H97L98 217L96 216ZM137 214H138V215H137ZM139 214H140V215H139ZM159 214H160V213H159ZM173 214H171L172 217L175 216V215L173 216ZM1 215H2V214H1ZM9 215H7L8 218L10 217ZM19 215H18V216H19ZM21 215H22V214H21ZM47 215H46V216H47ZM53 215H52V216H53ZM65 215H66V214H65ZM100 215H101V216H100ZM120 215H122L123 217H124V215H125V216H127V218L124 220V218L122 217L123 220H124V221H122ZM129 215H130V216H129ZM134 215H135V216H134ZM190 215H192V214H190ZM193 215H194V214H193ZM199 215H200V214H199ZM18 216H17V217H18ZM22 216H23V215H22ZM24 216H25V217H24V219H25V218H26V215H24ZM27 216H28V214H27ZM43 216H45V215L42 214V217H43ZM46 216H45V217H46ZM48 216H47V217H48ZM58 216H59V215H58ZM76 216H77V215H76ZM118 216L120 217V218H118V220H120V221L118 222L119 224H120L121 221L124 223L125 221H127V219H128L129 217H130V218L132 217V219H130V218H129V219H130V220H133L134 222H133V221H130V220L128 219V221H130V224H131V225H130V224H124V228L127 227L128 225H129L128 227L132 226L133 223H134V226L137 227V229L134 227V229H136V232L132 233L131 235L128 234V233H129V232L131 233L132 231H134V230L129 231L133 226H132L130 229H129L128 227L126 228V229H129L128 232H127L126 234H127V237H130V238L123 237V236H124V235H123V232L121 233L122 229L119 228V225H117V223H113V222H112V224L117 225V227H115V228L112 226V224H110L111 227H113V229L111 230V229L108 228V229H109V230H107V231H108V235H107V233L104 232V229H102V228H103L102 225H104L108 220H111V219L114 218V217L117 218ZM144 216H147V215L144 214ZM148 216H149L150 220L148 219V220H146V221H147V222H151V221H153V219H152L153 217H150L151 215H148ZM168 216H169V213H168ZM171 216H170V217H171ZM176 216H177V215H176ZM183 216H184V215H183ZM187 216H188V215H187ZM187 216L184 217V218H187ZM194 216H195V215H194ZM233 216H234V215H233ZM5 217H6V216H5ZM5 217L2 215V218H3V219H4ZM7 217H6V218H7ZM12 217H14V215H12ZM47 217H46V218H47ZM60 217H61V215H60ZM77 217H78V216H77ZM94 217H95V218H94ZM96 217H97V218H96ZM177 217H179V216H177ZM180 217H182V216H180ZM189 217H190V216H189ZM189 217H188V218H189ZM199 217H200V216H199ZM0 218H1V217H0ZM2 218H1V219H2ZM8 218H7V220H8ZM20 218H21V217H20ZM40 218H41V217H40ZM50 218L52 219V217H50ZM50 218H49V219H50ZM53 218H54V217H53ZM55 218H56V217H55ZM58 218H59V217H58ZM73 218H74V217H73ZM75 218H76V217H75ZM164 218H165V217H164ZM195 218H196V217H195ZM195 218H194V219H195ZM229 218H230V217L226 218V220L229 219ZM233 218H236V219H237L238 217L234 216ZM233 218H232V219H233ZM22 219H23V218H22ZM41 219H42V218H41ZM49 219H48V220H49ZM60 219H61V218H60ZM70 219H72V218H70ZM142 219H143V220H142ZM204 219H205V218H204ZM27 220H28V219H27ZM52 220H53V219H52ZM54 220H55V219H54ZM56 220H57V219H56ZM65 220H67V219H64V222H62L61 224L66 223ZM113 220H114V219H113ZM141 220H142V221H141ZM157 220H158V219H157ZM163 220H164V219H163ZM166 220H167V219H166ZM166 220H165V222H162V223H164L165 225H168V227L171 226V224L169 225V223H170L169 221H170V220L167 222L168 224H166ZM178 220H179V219H178ZM178 220H176V217H175L174 220L172 219V221H174V222H172V224L175 223V221H176V225H175L176 227L179 226V225H177V224H178V223H177ZM180 220H181V218H180ZM182 220H183V219H182ZM186 220L188 221L189 219H186ZM221 220H222V219H221ZM221 220H219V222L216 221L217 223L215 222V225H216V226H218V224H221V225L223 224V225H224L225 218H224L222 221H221ZM229 220H230V219H229ZM229 220H228V222H230ZM243 220H245V218H244ZM0 221L3 222V220H0ZM11 221H12V220H11ZM11 221L9 220L10 223H11ZM57 221H58V220H57ZM67 221H68V220H67ZM190 221H191V220H189L188 222H190ZM220 221L223 222V223H221ZM233 221H234V220H233ZM233 221L231 220V222H233ZM252 221H254V220H252ZM252 221H251V222H252ZM1 222H0V223H1ZM12 222H13V221H12ZM27 222H28V221H27ZM43 222H44V221H43ZM53 222H56V221H53ZM60 222H61V221H60ZM157 222H158V224H156ZM180 222H181V221H180ZM183 222L185 223L184 220H183ZM192 222H193V221H192ZM213 222H214V221H213ZM228 222L226 221V224H227ZM255 222H256V221H255ZM16 223H17V222H16ZM33 223H34V222H33ZM44 223H46L48 227L51 225V228H52V224H53V223H50V225H49L47 220H45ZM56 223H57V222H56ZM56 223H54V225H55ZM67 223H68V222H67ZM67 223H66V224H67ZM107 223H108V222H107ZM107 223H106L105 225L108 227L109 223H108V224H107ZM125 223H126V222H125ZM162 223H161V224H162ZM181 223H182V222H181ZM181 223H180V226L182 227V225H183L184 223H183L182 225H181ZM193 223H194V222H193ZM257 223H258V222H257ZM58 224H59V223H58ZM58 224L55 225L56 227H54V228H57V231L55 230L56 234H57L58 230H59V233H61V231L63 232V230H65V229L67 228V227L65 228V225H66V224H63V225H61V226H59L60 224H59V225H58ZM69 224H70V223H69ZM69 224H68V225H69ZM136 224H137L138 226H136ZM143 224H144V226H146V227H145L146 231H145L144 229H141V230L138 229V228H139L140 226H142ZM164 224H163V225H164ZM211 224H212V223H211ZM27 225H29V224L27 223ZM27 225H25L24 227H26ZM42 225H44L45 228H44V227H42V228L46 229V231H48V229H50V227L48 228L45 224H42ZM42 225H41V226H42ZM73 225H71L70 227H71V228H72V227L74 228ZM186 225H187V224H186ZM197 225H198V224H197ZM208 225H210V224H207V226H206V225H205V226L208 227ZM213 225H214V224H213ZM215 225H214V226H215ZM221 225H219V227H220ZM252 225H253V224L249 225V227H250V226L252 227ZM14 226H15V225H14ZM16 226H17V225H16ZM19 226H20V225H19ZM62 226H64V227H62ZM99 226H101V228H100ZM106 226H105V230H106V228H107ZM144 226H142L141 228H143ZM160 226H161V225H160ZM173 226H174V224L172 225V227H173ZM195 226H196V225H195ZM198 226H199V227H198ZM198 226L195 227L194 229H192V228L194 227V226H192V228H190V230L188 229V228L190 227V224H189V227H187V229L189 230L188 232H190V233L188 234V236H187V234L185 235V236H187V239L184 241V243L186 242V244H188V246H185V247H187L186 249L190 248L189 245H191V244H196V245H197V243H198V241H196V240L198 239L197 236L201 235L202 232L206 230V228L202 227L201 225H198ZM236 226H237V225H236ZM238 226H239V225H238ZM1 227H2V226H1ZM1 227H0V228H1ZM27 227H28V226H27ZM59 227H60V228H59ZM61 227H62L63 229H62ZM109 227H110V226H109ZM161 227H164V226H161ZM172 227H169V229H170V228H171V229L174 228V227H173V228H172ZM183 227H184V226H183ZM212 227H213V226H212ZM212 227L209 226L210 229H212V230L215 229V227H214V228H212ZM13 228H14V227H13ZM19 228H21V226H20V227H17V229H19ZM22 228H23V227H22ZM22 228H21V230L24 229V228H23V229H22ZM28 228H29V227H28ZM47 228H48V229H47ZM97 228H98V229H97ZM118 228L121 229V230H119ZM147 228H148V230H149L148 233H147V231H148ZM152 228L155 230V232H153ZM185 228H186V227H185ZM209 228H208V230L211 232L212 230H210ZM222 228H224V227H222ZM237 228H238V227H237ZM252 228H253V227H252ZM14 229H16V227H15ZM17 229H16V230H17ZM30 229H31V228H30ZM68 229H69V228H67V231H68ZM96 229L98 230V232H99V231L102 232V230H103V232L105 233V236H107L106 238H108V239L110 238V237H109V236H110L109 233L111 232V236H113V237L115 236V237H114L115 240L118 239V238L121 240V241H120V244L118 243V241H116L118 244H115V246L117 245V246H116L117 249H115V251H116V250L118 251V249H119V250H122L123 247H122L121 245H122V243H125V242H126V243H128V244L126 245V243H125V245H126V246H130V248H128L129 251H128L127 249H126V250H127L128 252H131V253H127V255H126V254H125V253H126L125 251H124L125 253L122 252L121 254H120L121 251H119L118 253H113V254L110 253V254H112V255H109L108 252H107V250H108L107 246L110 248L109 245H107V246H106V244H101V245H99V246L94 245V244H95V241L98 242L99 240H101V242H103V241L105 240V239H103V237H99V236H98L99 234H102L103 232L97 234V237L102 238L103 241H102V239H99V238L96 239V237H95V234H96L95 232H97ZM99 229H101V230H99ZM116 229H118V231H116ZM132 229H133V228H132ZM166 229H167V226H166ZM169 229H167V232L169 231ZM176 229H177V228H175L173 231H175ZM183 229H184V228H183ZM21 230H19V231L21 232ZM42 230H43V229H42ZM70 230H71V229H69V231H68L69 233L72 232V231H70ZM181 230H182V229H181ZM184 230L186 231V229H184ZM191 230H193V231L191 232ZM240 230H243V229L240 228ZM259 230H260V229H259ZM19 231H14V232L16 233L15 236L17 235L16 237H18V238L21 237L20 234H23V233L25 234V232L20 233ZM23 231H28V230L26 229V230H23ZM52 231H53V228H52ZM73 231H74V230H73ZM76 231H75V232H76ZM112 231H113V232H112ZM114 231L118 232V234H117L116 232H114ZM124 231H125V230H124ZM137 231H138V232H137ZM150 231H152V234H149V233H151ZM162 231L159 232V233H161V234H160L161 236L159 235V236L161 237L160 239H162L163 236L168 237V236H167V235H168L167 233H166L167 235H163V236H162ZM176 231H178V230H176ZM214 231H215V230H214ZM256 231H257V230H256ZM256 231H255V232H256ZM260 231H261V230H260ZM260 231H259V232H260ZM2 232H3V231H2ZM10 232H11V231H10ZM18 232H19V234H18ZM38 232H39V231H38ZM38 232H34V234L37 236V238H36V236H35V235L32 233V231H31V235L33 234V235L35 236V239H33V238H34L33 235H32V237L30 236L31 238L29 237V238L31 239L30 243L33 242L32 244L34 245V246H33V245L31 244L30 246H33V247H31L32 250H35L36 248H40L41 250L36 249L37 251L35 250V252H34L33 254H31V255L28 254L30 257H31L32 255H33V256L36 255L37 257H38V256H42V255H38L39 252H40V253H44V252H48V253L51 252V253H53L54 251H52V250H51V251H44V252H43L42 249H43V250H44V249L47 250V248L49 249V247H50V249H51V247L53 248L54 246H58V245H57L58 241H59L60 243L63 242V240L61 241V239H59V240L56 239V240H58V241H56V240L54 239L57 243L55 244V243L53 242L55 245L52 246L51 244H53L52 241H54V240L49 239V237L46 236V237H48L47 239H45L47 243L49 242V241H47V240H51V241H50V242H51V243H50V246L47 247V245H49V244L43 242L44 239H43L42 237H39V238H38V236H41V235H37ZM48 232H49V231H48ZM53 232H54V231H53ZM53 232H51V233H53ZM55 232H54V234H55ZM68 232H67V233H68ZM125 232H126V231H125ZM140 232H141V234H142V233H143V234H142V235H139V234H138L137 236H139V237L132 236V235H134L135 233H140ZM170 232H171V231H170ZM170 232H168V233H170ZM186 232H187V231H186ZM186 232H185V233H186ZM235 232H236V231H235ZM235 232H234V233H235ZM253 232H254V231H253ZM255 232H254V233H255ZM26 233L28 234V232H26ZM42 233H45V232H42V231H41V234H42ZM49 233H50V232H49ZM49 233H48V235H49ZM69 233H68V234H69ZM72 233H73V232H72ZM72 233H71V234H72ZM115 233L117 234V238H116V235H112V234H115ZM119 233H121V234H120V236L118 237ZM146 233H147V234H146ZM175 233H177V232L172 233V235L175 234ZM181 233H182V232H180V234H181ZM183 233H184V232H183ZM230 233H231V232H230ZM9 234H10V233H9ZM24 234H23V235H24ZM45 234L47 235V233H45ZM54 234H52V235H54ZM126 234H125V236H126ZM145 234H146V235H145ZM148 234H149V237H146V236H148ZM249 234H251V236H253L252 233L249 232ZM255 234H257V233H255ZM255 234H254V237H255ZM258 234H259V233H258ZM258 234H257V235H258ZM13 235H14V233H13ZM13 235H12V236H13ZM42 235L44 236V234H42ZM52 235H51V236H52ZM57 235H58V234H57ZM62 235L64 236V238H65V236H68L66 233H65V234H61V236H62ZM129 235H130V236H129ZM135 235H136V234H135ZM143 235H145V236H143ZM176 235H177V234H176ZM178 235H179V234H178ZM182 235H184V234H182ZM228 235H230V234H228ZM261 235H262V234H261ZM261 235H259V236H261ZM24 236H25V235H24ZM49 236H50V235H49ZM61 236L59 235V238H60ZM102 236H104V234H102ZM121 236H122V237H121ZM131 236H132V237H131ZM142 236H143V237H146V238L144 239ZM202 236H203V235H202ZM214 236H215V235H214ZM221 236H222V235H221ZM221 236H219V237H221ZM223 236H224V238L227 237V235H226V237H225V235H223ZM223 236H222L221 239H223ZM7 237H8V238H11V237H9V236H7ZM7 237H6V238H7ZM55 237H56V236H55ZM68 237H69V236H68ZM75 237H76V238H75ZM113 237H111L112 239L109 240V241H111V242L107 243L108 239H106L107 241H104V243H107V244H110V243H111V245H113V243H112V241L114 242ZM120 237H121V238H120ZM133 237H136V238H138V239H133ZM157 237H158V236H157ZM170 237H171V236H170ZM170 237H168V238H169V239L174 238V237H171V238H170ZM180 237H181V236H180ZM230 237H231V236H230ZM248 237H250V236H247V240H248ZM254 237H253V238H254ZM263 237H264V234H263ZM13 238H14V236H13ZM13 238H11V240H12ZM64 238H62V239H64ZM131 238H132V240L130 241ZM175 238H176V237H175ZM175 238H174V239H175ZM177 238H178V237H177ZM177 238H176V239H177ZM181 238L184 240L183 236H182ZM181 238L179 239L180 241L182 240ZM201 238H202V237H201ZM215 238L217 239V236H216ZM215 238H213V236H212V237H211L210 239H208V240H207V239H204V240H205V241H204L205 244H204L203 241H200V240H199V241H200L199 243H201V245H204V246L206 245L205 247H208L207 245H210V246H211L212 243L214 242V240L216 241ZM14 239H16V238H14ZM23 239H25V238H23ZM23 239H22V240H23ZM40 239H42L43 241L40 240ZM98 239H99V240H98ZM119 239H118V240H119ZM123 239H124V240H123ZM158 239H159V238H158ZM227 239H228V238H227ZM233 239H235V238L232 237V240H233ZM255 239H256V237H255ZM258 239H259V237H257V239H256V242H257V243H258ZM5 240L7 241V239L4 238V241H5ZM16 240H17V239H16ZM18 240H19V239H18ZM32 240H33V241H32ZM34 240H36V241H34ZM39 240H40V242H39ZM67 240H69V239L66 238V242H67ZM122 240H123V241H122ZM149 240H150V239H149ZM155 240H156V239H155ZM163 240H167V241H168L167 238H166V239L163 238ZM243 240H244V239H243ZM253 240H254V239H253ZM253 240H252V241H253ZM259 240H260V239H259ZM1 241H2V240H1ZM6 241H5V242L2 241V243L0 242V248H2L1 246H3V244H6V245H7V243L9 244V242H10L9 239H8L9 242H8V241L6 242ZM13 241H14V242H13ZM13 241H11V243H12V242H13L14 244H15V243H16V244H18V243L21 244V243H22L21 240H19L20 242L18 241V243L15 242V240H13ZM23 241H24V240H23ZM37 241L39 242V244L37 243ZM124 241H125V242H124ZM128 241H129V242H128ZM134 241H133V242H134ZM170 241H171V242H170ZM170 241H169V242H170L169 244H171V246H174V242H175V240L172 239V240H170ZM173 241H174V242H173ZM177 241H178V240H177ZM217 241H220V240H217ZM217 241H216V243L220 245V243H218ZM221 241H222V240H221ZM230 241H231V240H230ZM239 241H241V239H240ZM244 241H245V240H244ZM252 241H251V242H252ZM28 242H29V240H28ZM34 242H36L37 245H36ZM41 242H43V243L41 244ZM140 242H141V241H140ZM158 242H160V240H159ZM158 242H157V243H158ZM161 242H163V241L161 240ZM165 242H166V241H165ZM172 242H173V243H172ZM202 242H203V244H202ZM224 242H225V241H224ZM224 242H223V243H224ZM232 242H233V241H232ZM232 242H231V243H232ZM256 242L253 241V243H256ZM26 243H27V242H26ZM72 243H73V242H72ZM145 243H146V241H145ZM157 243H154V244L156 245ZM216 243H213V244H216ZM221 243H222V242H221ZM231 243L229 244L230 246H231ZM245 243H247V242L245 241ZM257 243H256V244H257ZM23 244H24V242H23ZM44 244H45V245H44ZM58 244H59V243H58ZM64 244H65V242H64ZM134 244H135V243H134ZM149 244H150V245H149V247H150V246H151V241H149ZM154 244H153V242H152V245H154ZM159 244H161V243H159ZM159 244H157V245H159ZM165 244H166V243H165ZM172 244H173V245H172ZM177 244H178V243H177ZM177 244L175 243V245H177ZM179 244H180V243H179ZM235 244H236V243H235ZM235 244L232 245V246H235ZM260 244H262V242H261ZM260 244H258V245H260ZM9 245L11 246L12 244H9ZM24 245H27V244H24ZM39 245H40V246H39ZM41 245H42V246H41ZM43 245H44V247H43ZM70 245H68V246H69L68 249H70ZM78 245H77V246H78ZM118 245H120L122 248H121V247H120L121 249L118 248ZM135 245H136V244H135ZM162 245H163V244H162ZM180 245H181V244H180ZM198 245H200V244H198ZM201 245H200V246H201ZM221 245H222V244H221ZM221 245H220V248H221ZM258 245H257V246H258ZM7 246H8V245H7ZM16 246H17V245H16ZM18 246H19V245H18ZM27 246H29V245H27ZM30 246H29V248H30ZM36 246H39V247H36ZM60 246H61V244H60ZM123 246H124V245H123ZM143 246L145 247V245H143ZM160 246H161V245H160ZM160 246H159V247H160ZM168 246H170V245H168ZM177 246H179V245H177ZM200 246H195V248H196V247L198 248V247H200ZM210 246H209V247H210ZM223 246H224V244H223ZM227 246H228V245H227ZM230 246H229V247H230ZM239 246H240V244L237 246V249H238ZM243 246H244V243H243ZM8 247H9V246H8ZM8 247H5V246H4L3 248L6 249V248H8ZM11 247H14V245H12ZM23 247H24V246H23ZM23 247H21V248L23 249ZM45 247H47V248H45ZM65 247H66V246H65ZM137 247H138V246H137ZM152 247H155V246H152ZM157 247H158V246H157ZM157 247H156L157 250H154V249L151 248V247H150V248H147V247L142 248V251H143V249H144V251H143V252L141 251V253H140L139 251H133V253H135V252L137 253V252H138V254H137V255H134V256L132 255V256H133V257H138L139 259L137 258V260H139V261H143V259H144L145 257H146V259L148 260V257H147V256H150L149 258H152L151 256H153L152 259H154V258H156V256H155V255H152V254H153L155 251H158V250H159V247H158V248H157ZM165 247H166V246H165ZM179 247H183V246H179ZM179 247H177V248H179ZM185 247H183V248H185ZM192 247H193V246H192ZM212 247H213V246H211L210 248H212ZM235 247H236V246H235ZM25 248H26V247H25ZM25 248H24L23 250H25ZM56 248H57V247H55L54 249H56ZM74 248H73V249H74ZM111 248H112V246H111ZM126 248H127V247H126ZM138 248H140V247H138ZM167 248H168V247H167ZM171 248H175V249H176V247H171ZM195 248H194L193 250H195ZM227 248H228V247H227ZM244 248H245V247H244ZM5 249H3L4 252H6ZM11 249H12V248H11ZM17 249H18L17 247H14V248H13V254H12L11 250H9L10 253H8V255L11 254L12 256L10 255V257L15 258L16 255L18 256V254H16L17 252H15V251H18ZM50 249H49V250H50ZM113 249H114V245H113ZM148 249H149V250H148ZM150 249H151V250H150ZM222 249H224V248H222ZM231 249H232L231 247H230V249L228 248V250H227V249H224V250H226L225 252H224V251H221V249L219 250V246H218V249H216L217 251L215 250V248L212 249V250H215V251L212 252L213 254H214L215 252L218 253V250H219L221 253L223 252L222 257H220L221 253H220V255H218L217 253H215V254H216L215 256H216L217 258H219V257L221 258V259L218 261V264H238V263H236L237 261L235 260V259H236L235 257H236V256H237V257L239 256V255L237 254L238 252L236 253L235 257H234V256L232 257V254H233V251H234V250H233V249L231 250ZM1 250H2V249H1ZM3 250H2V251H3ZM14 250H15V251H14ZM19 250H20V249H19ZM26 250H27V251L29 250L28 247L26 248ZM26 250H25V252L23 251V252L25 253V255H27V254H26V253H27ZM56 250H57V249H56ZM56 250H55V251H56ZM66 250H67V249H66ZM170 250H171V249H170ZM180 250H181V249H179V252H180ZM190 250L192 251V248H190ZM199 250H200V249H198V252H199L198 255H199L200 252L203 250V248L201 247V251H199ZM208 250H209V249H208ZM9 251H7V252H9ZM29 251H30V252H33V251H31V250H29ZM29 251H28V252H29ZM41 251H42V252H41ZM58 251H60V250L58 249ZM58 251H57L56 254H51V253H50L49 255H50L51 257L48 256V255H46V256H48L49 258H52V259H53L54 257L58 256V257H56V258L58 259V258H61L63 254L65 255V253H61L62 255H61V257H59L60 253L58 254ZM61 251H62V250H61ZM61 251H60V252H61ZM64 251H65V250H63V252H64ZM72 251H73V250H72ZM122 251H123V250H122ZM152 251H153V253H152ZM168 251H169V250H168ZM176 251H178V249H177ZM187 251H188V250H187ZM196 251H197V250H196ZM205 251H206V250H203L202 253L205 252ZM209 251H210V250H209ZM250 251H252V250H250ZM253 251H254V250H253ZM0 252H1V251H0ZM20 252H21V251H20ZM30 252H29V253H30ZM69 252H70V251H69ZM69 252H67V253H69ZM109 252H110V251H109ZM182 252H183V250H182ZM206 252H207V251H206ZM210 252H211V251H210ZM210 252H209V253H210ZM14 253H15V254H14ZM18 253H19V251H18ZM24 253H23V254H24ZM36 253H37V254H36ZM48 253H44V254H48ZM54 253H55V252H54ZM106 253L110 256V258L113 257V259H112V260H109L110 258H109V257H108V258L106 257V256H108V255H106ZM185 253H186V252H185ZM196 253H197V252H196ZM196 253L194 252V254H196ZM234 253H235V252H234ZM5 254H6V253H5ZM124 254H125V255H124ZM179 254H180V253H179ZM183 254H184V253H183ZM203 254L205 255V253H203ZM206 254H208V253H206ZM245 254H246V253H245ZM0 255H1V254H0ZM2 255H4V253H3ZM8 255H6V256H8ZM52 255H53V256H52ZM64 255H63V256H64ZM121 255H122V256H121ZM191 255H192V254H191ZM204 255H202V256H204ZM217 255H218L219 257H218ZM241 255H242V254H241ZM250 255H251V254H250ZM252 255H253V252H252ZM13 256H14V257H13ZM17 256H16V257H17ZM20 256H23V255H20ZM20 256H18V257H20ZM120 256H121V257H120ZM123 256H124V257H123ZM126 256H127V257H126ZM139 256H140V257H139ZM192 256H193V255H192ZM192 256H191V257H192ZM194 256H195V257H198V256H196V255H194ZM210 256H211V255H209V257H210ZM213 256H214V255H213ZM213 256H211V258H212ZM8 257H9V256H8ZM18 257H17V258H18ZM30 257H27L26 259L32 261V259H31ZM141 257H142L143 259H142ZM157 257H159V256H157ZM181 257H182V256H181ZM1 258H2V256H0V260H5V259H4V256H3V259H1ZM6 258H7V257H6ZM24 258H25V256H24ZM34 258H36V257H34ZM38 258H39V257H38ZM40 258H43V259H44L45 256L43 255V256L40 257ZM56 258H54V259H56ZM115 258H116V257H115ZM140 258H141V260H140ZM183 258H184V257H183ZM202 258H203V260H204V261H201L202 263H203V262H205V263L207 262V264H209V263L211 264V261H212V260H211V261H205L204 258H207V256H204V257H202ZM202 258H201V254H200V255H199V260H201ZM211 258H210V259H211ZM240 258H242V257L240 256ZM240 258H238V259H240ZM10 259H11V258H10ZM10 259H8V260L11 261ZM18 259H19V258H18ZM26 259H25V260H26ZM105 259H104V262L106 261ZM121 259H118L117 263H119V261H120ZM146 259H144V263L146 262V261H145ZM179 259H182V258H180V256H179ZM179 259L176 258L177 261H176V260H175V261L178 262ZM197 259H198V258H197ZM212 259H213V258H212ZM12 260H14V259H12ZM33 260L35 261V262L32 261L33 264H34V263L37 264L36 260H38V259H36V260L33 259ZM47 260H48V259H46V261H47ZM61 260L64 261V259H61ZM154 260H155V259H154ZM182 260H183V259H182ZM186 260H187V259H186ZM186 260H185V261H186ZM207 260H209V258H208ZM250 260H251V259H250ZM14 261L17 263L16 258H15ZM23 261H24V260H23ZM31 261H27V262H30V264H32ZM42 261H43V260H42ZM42 261H39V262H42ZM46 261H43L42 263L45 262L44 264H49V263L52 262L51 260H48L49 263L46 262ZM57 261H58V260H57ZM57 261H54V264L62 263V261H59V262H57ZM70 261H71V262H70ZM84 261H83V263H85ZM107 261L105 262V264L108 263ZM126 261H128V260H126ZM126 261H125V263H126ZM149 261H150V259H149ZM189 261L191 262V261H195V260H190V259H189ZM216 261H217V260H216ZM248 261H249V260H248ZM248 261H247L246 263H249ZM251 261H252V260H251ZM256 261L258 262V264H259V262H261L260 260H256ZM256 261H252V262L249 263V264H255ZM0 262H3V261H0ZM7 262H8V261H7ZM12 262H13V261H11V264H12ZM15 262H13V264H14ZM20 262H21V261H20ZM55 262H57V263H55ZM99 262H98V263H99ZM167 262H168V261H166V263H167ZM176 262H175V263H176ZM187 262H188V261H187ZM187 262H185V263H187ZM190 262H189V263H190ZM196 262H198V260H197ZM213 262H215V261H213ZM3 263H5V264H9V263H6V261H4ZM16 263H15V264H16ZM24 263H26V262H24ZM115 263H116V262H115ZM117 263H116V264H117ZM185 263H184V264H185ZM189 263H187V264H189ZM194 263H195V262H193V264H194ZM202 263H199V264H202ZM216 263H217V262H215L214 264H216ZM242 263H243V262H242ZM242 263H241V264H242ZM26 264H27V263H26ZM28 264H29V263H28ZM38 264H39V263H38ZM51 264H53V262H52ZM102 264H104V263H102ZM119 264H121V263H119ZM136 264H137V263H136ZM142 264H143V262H142ZM178 264H180V263H178ZM182 264H183V263H182ZM197 264H198V263H197ZM212 264H213V263H212Z\"/></svg>", "mask_w": 264, "mask_h": 264}]
</instances>
